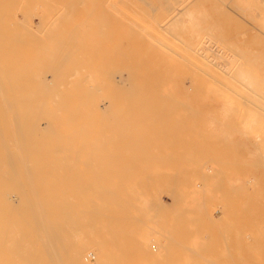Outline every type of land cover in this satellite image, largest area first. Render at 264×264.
I'll return each mask as SVG.
<instances>
[{"label":"rangeland","instance_id":"374dc122","mask_svg":"<svg viewBox=\"0 0 264 264\" xmlns=\"http://www.w3.org/2000/svg\"><path fill=\"white\" fill-rule=\"evenodd\" d=\"M123 1H126V2H123ZM152 1L153 0H104V2H103V0H0V76L3 77V74L5 73L4 77H3L5 79L4 83H2L3 78L2 77H1L2 79L0 78L1 79L0 80V91H1L0 92V98L4 97L3 99H8V98L13 97L15 99L16 98L15 95L18 98V95L21 94L22 91L26 90L27 86H29L33 82V80H34L33 78H32L33 79L32 81L27 79V81L29 80L28 82L26 81V78H25V81L23 82V79L26 76V74H25V71L27 69L26 67L32 66L33 58H35L33 55L34 52L36 53L39 51L40 55L41 54L45 55V53L49 54V52L53 53L56 51L58 52L60 50H64L65 52L67 51L66 53H68L69 50L71 51V49L75 48L76 53H78V54L81 53L79 56L80 57L82 56V58H83V60L81 59L82 61L78 58L79 57L78 54L75 55L76 53H73L78 58L77 59L74 56V59H76V61H75L71 57L73 55L72 51L68 53L69 55L71 54L70 56H68V54H66L64 51H60L59 53L63 54L62 55L63 57L61 56V60H60V58H58L56 62L53 60L54 63L56 64L55 66H58L57 70H59V74L58 75L56 74V76H55L56 78H54V76L52 75L53 74L52 71H51L52 73L47 72V71H46L47 73H45L47 75V77L49 78V79H47V81H49L52 76L54 78V81L52 78L49 81V83L47 82L48 84H46V87L44 85H41V87H40L39 86L40 82L39 83L36 82L37 84H39L38 85L39 87L36 88L35 86H37V85H36V83H34L32 85V89H35V88H36L35 90L39 89L38 91H41V94H42L41 97H44V92H45V90L47 91L48 87L49 88L55 87L56 90L59 88V86H58L59 81L57 83V80H58L57 77L64 76V77H62L63 80H65V79L70 80L71 78H75L72 80H76L78 77L76 75L78 70L81 69V71H82V69H83L84 71H82V72H85L86 74L83 73L84 75L80 76L79 75L80 71H79L78 75L80 77L84 78L85 80L78 77V80H76L75 83L72 82V80L69 81V82L73 83V86H71L70 84H72V83H69L68 81H65V83H64L62 81V79L60 78L61 79L60 81L64 84L61 85V82H60L59 85H61V87L59 89H61V90L58 89L59 91L57 90L58 92L57 91L56 92L57 93H59L60 91L62 92L64 88H65L64 91H66V87L68 86V88H69V85H70L69 89L72 90V94L68 88L67 89L69 90L70 93L68 94V91H67V97L65 96L66 92H62L63 94L65 93L64 95H62L60 93L62 98H64V96H65L66 100H68L70 98V96L73 95L74 91L78 93L80 90H82V89L84 90V88L79 89L81 86L84 87V84L81 85L82 84L81 83L80 84L81 86L79 85L80 86L79 87V86H77L79 84L78 82H80L82 80H83V82L86 80L88 82H89V80H93L92 84H90L89 86H88L87 81H86V83L84 82L85 86H87L84 91H86L87 94H86V92L85 93L79 92V93H81V94H78L79 96L76 95L77 93L76 94L74 93V94L77 97L82 98L84 96L83 95V93H84L86 98H87L86 101L89 104V106L91 107L90 108L86 105L89 109L93 110V107H95L94 110L97 112L99 108H102L103 111L99 110L100 112L101 111L103 112L101 114V116H100V114L98 116H96V114L98 112L96 113L95 111H93V114H95V116H96L95 118H97L101 121L98 122V121H96V119L94 117H91L93 115L91 113L92 111L90 113L88 112L90 115H88V113H87V115L90 116L91 119H90V117H87V115H86L87 110H86L85 104H81V103L79 104L78 103V105L75 104V105H77L76 107L74 106V104H72L73 106L71 105V108H72V111L74 109V112L71 113V109H69L70 117L72 116L71 117V120H72L71 125H74V123H76L78 118H81L80 116H82V118L84 119V117L81 113H80L81 115H79V113L78 114L76 113V111L81 112V108H83L84 114L86 115L85 120L87 121V118H89L90 122L89 123L85 122L86 124L84 125V123L79 120L81 123H83V124H81L78 121V124L80 123V128L82 127V129H84V131H85L86 127L90 128L93 125L92 130H91V128H90V130L87 129V131L88 130L91 131V134H89L90 136H85L86 131L85 132L83 131V133L80 132L81 133L80 139L82 137L84 139H87L89 137V139H88L89 142L86 141V145L88 148H87V151H85L84 153H81V155L79 154L80 152L76 153L73 151L72 153H75V159L72 157L73 154L69 153V156L66 159H67V161L71 159V163H69V161L67 162L66 159H65V161L67 163L65 161H60V162L64 163V165H66L65 168H63L64 165L62 166V164L60 162L59 163L61 166L59 164L55 165V170H61V173H64L62 171L66 170V168H68L67 169L68 178H69L70 182H72V183H69V185H71V186L73 185L79 189L78 190L79 192L72 193V197L70 199L72 202V211H74L76 208V206L74 205L76 203L75 200H77V204L82 202V203H84V205L86 207H88V208H86L88 210V211L86 210L88 213L85 211V208H83L84 213H87L85 215L84 232H82L83 235L87 239L92 240V242H97L102 237H105V234H106V236H108V234H109L108 231H107L108 234L103 233V229L105 227V224H103L104 226L102 225L103 227L102 226L100 228L97 227L98 231L96 230V226H100V223L102 224V222H100L102 216H104L103 221H105L106 217H111L110 218V220L112 219L111 223H112V221H116L115 223L113 222L112 224H114L115 227L120 226L118 228H121V229L124 228V230L126 232L129 231V227H130L129 225L133 224V222H130V221H135L134 224L135 225L137 224V225L133 227L134 229L131 228V230H134L132 234L135 237L139 238V240H140V241L138 240L139 244L141 242H146L145 244L143 243V245L147 244L146 246L149 249L148 252H146V253L140 250L143 253V255H142V253H140V251L135 250L133 247L134 245H132L137 241V239H136V241L134 240L135 242L133 241V239H135V237H133L132 234H127V233H129V232H127L126 233L127 235L123 234V236H122V235H119L122 232V230L114 228V229H116L115 235L117 238L122 237V238H124V240L128 241V242H126V241L124 242L121 240L123 243H125L123 246H125L127 243H128L127 245H129V243L131 242L130 245H132V247H133V250L129 254L130 261H129V263L126 262L125 264H131V263L132 264L133 263L134 264H136V263L140 264L141 259H142L141 264H144L145 261H143L142 257L146 254V257H148V259H151V257H152V259L154 260L155 258L153 256H151V255H154V253L156 254V255H154L155 257L158 254H161L163 256L165 255V257H163V256L161 257L162 259L160 258V255H158V257H156V258L157 259L159 258V260L155 259L154 264L158 261L162 262L161 260H164L163 263L165 262L167 264V262H168L167 260L169 257H172L171 259L169 258L170 264H173V263H177V264H203L202 260L205 261V259H203V258H207L206 262H205V264H206L207 260L211 259L212 257H214V259H216L217 263L215 261H214V263H212L213 260L212 261L208 260L209 264H218V262L220 264H223V263H225L224 259H226V258H229V260L226 259V261H229L228 263L226 262V264H229V263L235 264V262L237 264H264V55H261L258 52L260 44L264 43V28L260 24L264 20V14L261 13V11H259V9L256 7V0H185V1L184 0H182V1L181 0H179V1L178 0H154V2H152ZM245 1H246V3H245ZM121 2H122V4H121ZM258 3L259 4L261 3V5L264 9V6H263L264 0H258ZM180 4L181 5L185 4V7L183 8L184 5L181 6ZM210 6H213V8L210 9L209 8ZM124 12H125V16H123ZM174 15H175V17H174ZM126 17H128V19ZM178 17H179V19H178ZM121 18L124 20V24H123V21ZM131 18H133V19H131ZM115 19H116V21H115ZM129 19H131L133 21L131 22V20H129ZM139 19L142 20V22ZM171 19H173V20H171ZM135 20H136V22H134ZM114 21L117 23L115 24ZM119 21H120V23H119ZM126 21H127V24H125ZM97 22H99V23H97ZM128 23H130V24L128 25ZM133 25H135L136 28ZM136 25H138V26L142 25L141 26L142 28L137 27ZM198 25L200 27L199 30H197ZM54 26L56 27V29L54 28ZM132 26H133V28H132ZM123 27H124V29H123ZM62 28L64 29V31L66 29L67 30L65 32H63ZM103 28H105V29H103ZM125 28H127V30ZM128 28H129V30H131L132 33L128 32L127 34L132 35L134 32V31H132V29L133 30L137 29L134 33L139 32L138 34H140V37L138 36V34L133 35V36H135V38L133 36L127 35L128 37H131V38H129V40L130 39L131 40L130 41L127 40L125 42V39H128V38L126 36H125L126 38H123V37L125 35V32L129 31ZM130 28H132V29H130ZM240 28H243L245 31L243 29H242V31L246 32V33L241 32ZM22 29L23 30L25 29V31H24L25 33L24 32L22 33ZM26 29H29V31H26ZM78 29H79V33H78ZM98 29H103V31L102 30L100 31ZM33 30H36L38 32L33 31ZM61 30H62V32H59ZM72 30H74V31H72ZM95 30H98V33ZM118 30H120L121 34L117 33ZM20 32H21V34H20ZM26 32H30L29 34L31 35V37L27 38ZM57 32H59V33L57 34ZM74 32H75L76 36H74L75 35ZM95 32L97 34L102 32L103 35L108 33L109 41H106L107 43L105 44L104 40H106L108 38L107 37L105 39V37L107 35L105 37L103 36L104 38H102V35L100 34L101 37L99 40V38L95 36ZM109 32H113L111 34H113L114 35L113 38L116 37V39L118 36L120 37V35H121V37L123 39H122V41L119 40V42L123 43V45H126L127 43L131 42L130 45L128 44V48H127V45L125 47L122 46V48H123V50H124V48H126L128 50H130V48H131V51L133 48L134 49L132 51V54L134 53L133 58H132V56H129L130 54L128 51H126V49L124 51H122V48H121L120 50L122 51L121 54H123V52H124V54L126 52H128L129 55L126 53L127 58H128V56L132 58V60H129V58L127 59L128 62L129 61L131 62L130 64L132 66H130L129 64L127 65L128 62L125 60L126 58L124 60L122 59L123 56H125V55L123 54L121 56V60L123 62H125L124 64H126L127 67H129V66L131 67V68L130 67L129 68L131 69L132 72L130 70L128 71L129 68H127L125 65L123 66V64H121L122 61L120 60V58H118L120 53L119 54L116 53V54H118V57L114 58V56L116 55L115 54V55H113L112 58H110L112 56V54L114 53V51L117 48H120L122 44L120 43L121 45L119 46L118 41H117L118 44L113 42L114 40L112 38V35ZM33 33H35V34H33ZM37 33L40 34L42 39L40 38V36H38ZM61 33H62V35H64L63 33H66L64 35V37L66 39L65 38L63 39L62 35L58 36ZM29 34H28V36H29ZM48 34H50V35H48ZM15 35H18V36L21 35V37L25 35V37H22V38L17 37V36L15 37ZM32 35L33 36L35 35L33 40L37 41V39H38V41H39L38 43L35 41L32 42V39H31V38H33ZM85 35L87 37H89L90 39L88 38V40H87V37L85 39ZM73 36H74V38L75 37L78 38L77 40L74 39L75 42L72 39ZM119 37H118V39H119ZM43 38H45V39H43ZM48 38H50V39H48ZM53 38H58V39H60V41H57V40L55 41V39H53ZM51 39H52V41L53 40L55 41V42L53 41V43L55 45L53 43H50L49 40H51ZM83 39H85L86 41H83ZM136 39H138V40H136ZM189 39L191 40V42ZM61 40H62V42H63V40H65L64 45H65L66 41H68L67 42L68 44H69L70 40L73 41V43H72L73 46L71 44L69 45V47L71 49L68 48V50H67L66 47L68 46V44H67V46L65 45L66 47H64ZM79 40L83 41L84 44H85V42L87 43V45L85 44L86 46H84V47H86L87 51H84L85 49H83V47L81 46V44H83L82 42H80V45L77 46V44H79V43H77L76 41H79ZM132 40L134 41V43ZM135 40L138 41V43H136ZM71 41H70V43H71ZM96 41L98 43H96ZM99 41L103 42V44L100 43ZM43 42H44V44H43ZM112 42H113V46L111 45ZM60 43L62 45L59 46ZM186 43L188 45H186ZM199 43L202 44L201 47L199 46L200 45ZM33 44H35V45H33ZM46 44H48L47 45L48 48H46L47 46L45 47ZM57 44H58V46H57ZM114 44H116L117 48L115 47ZM132 44H133V47H132ZM193 44H194V46H193ZM196 44L200 47V49L198 48V46ZM51 45L54 46L55 48L57 47L58 50L54 51L55 48H53ZM74 45H76L77 47H75ZM184 45H186V46H184ZM31 46H32V48H31ZM34 46L39 47L38 49L36 48V50H38V51H35ZM79 46H81L82 48L78 49ZM107 46L109 48L111 47L110 51H112L111 50L112 48L114 50V47L116 49L114 51H112V53H111L110 51H108L109 49H107L108 48ZM49 47H51V49L53 48V51H50L51 49H49ZM193 47H194V49H193ZM89 49H90V51H89ZM98 49H101V51H103V53L100 50L98 51ZM190 49H192L191 51H193L192 54L190 53ZM77 50H79L80 52H78ZM92 50L94 53L92 52ZM194 50L197 52H195ZM8 52H9V54H8ZM14 52H15V55H14ZM16 52H18V54ZM98 52L100 54V57L96 58V56L99 55ZM189 53L191 55H193L192 57H195V54L199 53L198 57H200L199 58L200 60L198 59L197 55L193 61L190 60V58L192 59V57ZM193 53H195V54H193ZM26 54H27V57H26ZM92 54L93 55L95 54L96 56L94 55L92 57ZM102 54H105L104 55L105 57H103ZM109 54H110V56H109ZM31 55H33V57ZM37 55H38V53H37ZM51 55H53V54H51ZM17 56L19 57V59ZM20 56H21V58H20ZM29 56L31 58H28ZM205 56H206V58H204ZM16 57H17V59H16ZM101 57L104 58V61H101L102 60V59H100ZM25 58H27V61L25 60ZM105 58L108 60L110 58L111 61H112V59H114V61L116 60V62H117V59H119L121 61L120 64L122 65V67L118 66V65H120V64H118L119 61L117 62L118 65L114 64V66H113L112 64H109V65L113 66L114 68L111 66H106L108 64L107 63L108 60H106L107 64L105 63L106 65L104 64V66L106 67V71H108V72L103 73L102 71H104L105 69H104V66L102 65V63L105 62ZM134 58L137 60L134 61ZM1 59H3V60H1ZM197 59H198L197 62L202 61V63H203L200 70L198 69V71H197V65L195 67L196 70H195V68L193 69V67H192L195 65V60H197ZM201 59H203L205 61H203ZM19 60H20V62H19ZM51 60H52V58H51ZM69 60L72 61L70 63L71 65L68 64L70 62ZM7 61L12 66H10L8 63H6ZM111 61H110V63H111ZM26 62H28V64ZM73 62H78V64L79 63L82 64L83 62H86L85 64H86V66H88V69H90V70H87V72H86V69L83 68L85 64L84 65L82 64L83 65L82 67L80 64L74 65V67H75V69H74L71 67V66H73ZM190 62H192V63H190ZM193 62H194V64H193ZM59 63H60V65H59ZM112 63H114V62H112ZM7 64H8V66H7ZM74 64H77V63H74ZM175 64H176V66H175ZM179 64H180V66L177 67ZM61 65H64L65 67L67 66L66 67L67 69H68V66H70L72 68V69L69 68L70 70H72L70 73L71 74L70 78H69V74H68L69 69L66 70V68L61 66ZM170 65H171V67H170ZM23 66H26V67H23ZM60 66L63 67L64 70H66V71H62L63 70L62 68L60 70L59 69ZM174 66L177 68V70L174 68ZM77 67H80V68L77 70ZM97 67H99V69ZM116 67H117V69H120V68L123 69L124 68L122 71L118 70L119 72L118 71L117 72H118V75L122 74L124 77H126V79L124 78L123 80L127 81V83L123 82L122 78H120V76L116 75L117 74L116 72H115L116 74L113 75L114 74L113 69H116ZM37 68L39 69V66L36 67L35 69H37ZM96 69H97V71H96ZM100 69H102V71ZM18 70H20V71H18ZM39 70H41V68ZM76 70H77V72H76ZM193 70H195L196 72ZM99 71L101 72L100 74L103 73V74H105L106 77L109 76L108 74L112 73L110 75H112L113 77H110V81H109V82H111V84L109 82L104 83V81H106V79H101V75L98 73ZM60 72L62 74L64 72V75L61 76ZM74 72L76 73L75 74L76 76L73 75ZM193 72H195V74ZM56 73H58V71ZM6 74H7V76H6ZM17 74L19 77H20V74L21 75L24 74L23 78H22V76L20 77V78H22V82H23L22 84H20L21 82L18 83V80L21 81V79L19 77H16ZM49 74H51V75H49ZM103 74H102V77L106 78L105 76H103ZM90 75H91V77H88L86 79V77L90 76ZM5 76H6V78H5ZM83 76H85V77H83ZM10 78H11V80H9ZM79 78H80V80H79ZM89 78H91V79H89ZM93 78H95V79H93ZM173 78H174V81L175 80H178V81H175L176 82L175 83L173 81ZM36 79L37 78H35L34 81H39V79H37V80ZM161 79L162 80L165 79L167 81V84L164 83V84L168 85V87L166 85H164L167 88L162 86L163 83H160V81H162ZM170 79L173 81V83L172 82L169 83V81H171ZM107 80H108V78H107ZM165 80L162 82H166ZM52 81L53 82L56 81V82L53 84ZM26 82L27 83L30 82V83L27 84ZM115 82H117V83H115ZM122 82L125 84H122ZM13 83L15 84V86H13L14 85ZM67 83H68V85H67ZM89 83H91V82H89ZM94 83H96V84L98 83V86L101 87L102 90H101V88H98V86H93ZM103 83H104V85H103ZM114 83L115 84L119 83V84H118V86H116ZM4 84H6L7 87L9 86L10 89H9V87L6 88V86ZM107 84H108V86H107ZM112 84H113V87H112ZM159 84H161L160 87H159ZM19 85L21 86V88ZM51 85H53V86H51ZM54 85H57V86H54ZM64 85L65 86L67 85V86L65 87ZM100 85H103L106 89ZM114 85L116 87H114ZM30 86H29V88H30ZM71 87H72V89H71ZM76 87L79 90H77ZM96 87L99 89V91L101 90L100 91L101 93H103L104 91L106 93H108L109 96L107 94V96H108L107 98H109V99L108 100L105 99L104 101H103V99L101 100L102 97H101V94L98 93L99 92L98 91L97 93L100 94L101 98L97 99V101H96L94 99V97H96V96H93L96 93V92L94 93V90H95L94 88H96ZM123 88L128 89L127 90L128 92L123 90ZM131 88L132 89L133 88H136V89L139 88L140 90L139 89H138V91H136V89L134 91L132 90V92H134V93L136 91V93H135L136 95L135 94L133 95L131 90H129ZM194 88H197L198 92H196L197 90ZM19 89H21L22 91ZM55 89L50 88L48 90L55 92ZM113 89L115 90L114 92H116V93H113L111 91ZM177 89L179 90L178 92H177ZM180 89H182V90H180ZM108 90H110V91H108ZM157 90H159V91L156 92ZM190 90L194 93L190 92ZM2 91L7 93L8 98L5 97V95H4L5 93L3 94ZM14 91H16V92L13 94ZM20 91H21V93H20ZM105 92H104V94H105ZM110 92H111V94H114L115 96H117L116 94H118V92H120V94H123V95H119L121 97L127 94L126 95L127 97L126 96H125V98L122 97L121 101H120V98H118V97H116V98H118L119 100H117L116 98L112 100L113 97H110ZM137 92L140 93L139 96L137 95L138 94ZM153 92H154V96H153ZM168 92H170V95L172 94L171 97H170ZM179 92H181L180 95H178ZM165 93H167L169 98L166 97L165 99L162 98V100H160L159 98L165 97V95H166ZM176 93H178V94H176ZM195 93H198L197 97H194ZM10 94H11V96H10ZM161 94H162V96H161ZM163 94H165V95L163 96ZM182 94L184 97L182 96ZM49 95L52 96V93ZM68 95H69V97H68ZM75 95L72 96L73 99H74ZM47 96L48 95L46 94L45 97L47 98ZM128 96L133 97L134 99L133 98L127 99ZM136 96H137V98H139V101L137 100ZM158 96H159V98H158ZM19 97H20V95H19ZM172 97L175 99H172ZM181 97H183V98L181 99ZM192 97H194V98H192ZM51 98H53V96ZM177 98H178V100L181 99L180 102L186 101L185 105H184V102L178 103V101L176 100ZM21 99H18V100L22 101L24 98L22 100ZM75 99L78 100L79 98H75ZM125 99H127V100H125ZM168 99H169V101L170 100L171 101L168 102ZM106 100L109 101L110 103L112 102V105L116 104L117 106L120 103L124 104L125 101L126 102H128V101L134 102V100H135V102L134 103L132 102V104H130L128 102V105L130 104L131 106H133V108L131 106H129V107H124V109H122L123 106L121 107L119 105L122 109L121 110L120 107L115 108L111 104L109 106V102L106 104V102H107ZM114 100L117 101V102H115V104H113ZM150 100L152 101V103H150L151 102ZM155 100H156V103H157V101H160V102L163 101L164 102V100L167 101L168 103L167 102L166 103L158 102V103H160V106L158 105L159 110L155 109L157 111L156 112V111H153L152 109H149V108H152L151 105L153 104V102ZM175 100H176V104L178 106L180 105L179 107L177 105L175 106V104H174ZM191 100H192V105L190 104ZM92 101L97 102V103H98V101H100L99 102L100 104L97 105V103H93ZM101 101L105 102V103L103 104ZM118 101H119V104H117ZM187 101L189 102L190 105L188 104ZM72 102H74V101H72ZM76 102H74V103H76ZM172 102H174V103L171 104ZM23 103H24V101H23ZM23 103H20L17 106H19V107H20V105L25 106V104H23ZM65 103H70V99L68 102H64V103L61 102V105L59 102H57V103L53 102V103H44L43 106L48 105V104L49 105L52 104V106H54V107H58V106L62 107V105H64ZM135 103H137L136 106H134ZM56 104H59V105H56ZM70 104H68V105L65 104L64 109H65L66 105L68 108H70ZM146 104L150 105V107H147ZM30 105H32V104H30ZM79 105L82 107L80 108ZM182 105L185 107H183ZM138 106H139L140 110L138 109ZM156 106L154 103L155 108H156ZM196 106L198 108H196ZM106 107H109V108L113 107L111 110L109 109L110 113H109V110H106L107 114H111L112 110L114 109L112 112V115H109L110 117L108 115L107 116L104 115V111H105L104 108H106ZM182 107L185 109H183ZM160 108H162V109L164 108L165 110L167 108H174V109L169 110V112H167V114L169 113L172 116L171 115L170 116L169 115L162 116L163 114H165V110H163L164 113L163 112H162V114L160 113L159 116L155 115V114L153 115L152 112H155L157 114L158 112L162 111ZM178 108L180 110H178ZM186 108H188L189 110H186ZM190 108H192V109H190ZM119 109H120V113L116 112V110L119 111ZM148 109L151 111H149ZM197 109H198V111H197ZM131 110H133L134 112H132ZM193 110L196 113H194ZM147 111L150 112L151 114H148ZM166 111H168V110H166ZM183 111H184V113L187 111L186 114H183ZM74 113H75V115H77L76 117H75ZM181 113L183 115H181ZM196 114H197V116H196ZM78 115H79V117H78ZM126 115H127V117H125ZM112 116H114V117L112 118ZM134 116H136V117H134ZM154 116H155V118H154ZM178 116H179V118H178ZM194 116H196V117H194ZM56 117L58 118V116H55L54 121H57V120L60 121L61 120L60 118L56 119ZM98 117H100V118H98ZM140 117L143 119H140ZM192 117H193V119H192ZM74 118H77V119H74ZM82 118H81V120H82ZM92 118H94L95 120ZM112 119L114 122L116 120V122L114 123L112 121ZM120 120H123V121H120ZM129 120H130V122H129ZM103 121H104V123L102 124L101 122H103ZM112 122H113V124H112ZM163 122H165V123H163ZM133 123H135L134 124L135 127L133 126ZM196 123H197V125H196ZM96 124L97 125L99 124L98 128H97ZM204 124L206 127H204ZM71 125H70V127L71 128L73 127V130H74V126H71ZM137 125H139V126H137ZM195 125L197 127L200 126L199 127L200 130ZM76 126H77V123H76L75 127ZM105 126L107 128H105ZM193 126H195V127L193 128ZM129 127H131V130ZM64 128L65 127L63 125H60L58 130H57V133H56L57 137L56 136H53V137L54 138L66 137L67 134H66V130L64 131ZM77 128H79V127H77ZM93 128H95V129L97 128L98 132L96 130H93ZM191 129H192V132H191ZM75 130L73 132H75ZM89 131H88V133H90ZM134 131H137V133ZM165 131H166V134H163V133H165ZM60 132H62V134ZM92 132H94L95 134L93 133V135H92ZM105 133H107V134H105ZM113 133H115V134H113ZM121 133H123L124 135ZM139 133H140V135H139ZM159 133H161V135ZM187 133L190 135L192 134L193 136L192 135L190 136ZM211 133H212V135H211ZM108 134H109V136H107ZM120 134H121V136H119ZM99 135H101L103 137H101ZM105 135L107 136L106 139H105ZM113 135L115 138L113 137ZM136 135H138V138H136ZM173 135L175 136V139H172V137H174ZM94 136H95V138H94ZM96 136L99 137V138L97 137L98 140H96ZM163 136L165 138L168 136L169 137L168 140L170 139V137H171V139H170V141H168L166 139L168 141V143H166L164 138L160 141L158 140V143L160 146V148H158V145L155 146L156 143H154L153 141H155L156 138L160 139ZM100 137L103 139H100ZM108 137L110 139H107ZM149 137H151L150 140L152 142L150 140H148ZM132 138L134 140V143H133V140H131ZM154 138H155V140H154ZM115 139H116V142L114 143ZM118 139L120 140V142ZM70 140H71V138H70ZM73 140H74V137H73ZM73 140L71 141L72 143L74 142ZM136 140H138V141H136ZM145 140H148V142ZM171 140H173V141L175 140L174 142H172L173 144L171 143ZM191 140H192V142H195V140H197V142H196L197 147L195 146V148L199 149L198 147H200V149H201V150L199 149L200 153L198 150H196L194 147H192L196 143L193 144L191 142ZM107 141L110 142V144ZM122 141L124 143H122ZM169 142L171 143V146H173V145H175V146H173L172 148H170L171 147L170 146L169 147L170 149L169 148L168 149L172 150L174 148L176 150L175 152L170 153L169 150H167V149H166L168 151L167 153L163 152V151H165V148H167L169 146ZM189 142H190L191 146L188 145ZM72 143H70V145L72 146V150H73L75 144L73 143V145H72ZM89 143H91V144H89ZM112 143H114V144H112ZM160 143H161V145H160ZM107 145L109 146V148L106 147ZM146 145H147V148H146ZM188 147H189V149H188ZM151 148H154L152 150L153 152L148 150ZM157 148L161 149V151L158 154H155L154 151L157 150ZM193 148L195 149V152L194 151L192 152ZM109 149H110V151H109ZM141 149L142 150L145 149L148 152H146L145 150H143L144 152H142ZM100 150H102V151H100ZM182 150H184V153H185L184 155H183ZM196 151L198 152V154ZM141 153L144 155V158L142 157L143 155ZM152 153H154V154H152ZM177 153H179V155H177ZM195 153H196V155H195ZM47 154H49V153H47ZM83 154H85V155H83ZM82 155L85 157H83ZM123 155H124V157H122ZM156 155H157V157H155ZM163 155L164 156L166 155V156L164 157ZM180 155H183V156H181L182 158L180 157ZM79 156L83 157V159H85V160L84 161L82 159L80 160ZM168 156H170V157H168ZM45 157H48V155L44 156V159H45ZM76 157L78 160L76 159ZM154 157L156 159H151ZM176 157L178 158V160ZM160 158L162 160L164 158V160L162 161V160H160ZM171 159H172V162L173 161L174 162L179 161V163H181V165L180 164L178 165V162H175L176 165H175V163H171ZM180 159H183V160H180ZM188 159H190V163H188L189 162ZM156 160H157V162H156ZM159 160H160V162H159ZM187 160H188V162H187ZM191 160H192V162H191ZM197 160H198V162H197ZM19 162H20L19 163L20 166H22L20 160H19ZM72 162L76 163V164H74L75 166L72 165L73 164ZM82 163H83V167L81 166ZM169 164H171V165H169ZM198 164H199V167H198ZM208 165H209V167H208ZM20 166H18V170L16 173L17 175H18V171H20V169H19ZM58 166H60V167H58ZM80 167H82V168H80ZM184 167L188 170H186ZM86 168L88 169L89 172L86 170ZM181 168H183V170H181ZM71 169L73 170V172ZM178 169H180L181 173L178 171ZM195 169L199 170V172L198 171L195 172L196 171ZM176 170L179 172L178 173L179 177L175 173ZM191 171H193V173ZM80 172H81L82 176L80 175ZM90 172L93 173V175ZM114 173H115V175H114ZM168 173H169V175H168ZM170 173L175 174L176 176H174V175L173 176L175 178L177 177L178 180L175 179ZM199 173H200V175H199ZM154 174H156V179H154L155 177H152V175L154 176ZM160 174H161V176H160ZM204 174H206V175H204ZM193 175L194 176L196 175V176L194 177ZM19 176H18V178H20ZM167 176L168 177L170 176L171 181H168L169 179H167L168 178ZM93 177H94V179L96 178L100 182H98L97 180L93 181L92 180ZM161 177H162V180H161ZM171 177H173L174 179L173 178L171 179ZM186 177L190 178V179H184ZM82 178H84V179H82ZM140 178H144L146 181L141 179L142 181L140 182ZM164 178H166V179L164 180ZM192 178H193V180H192ZM115 179H116V181H115ZM158 179L161 180L162 182L159 181ZM172 180H176L177 183H179V181L185 180L186 181L185 183L188 185L189 188L185 186L186 184L183 185L184 181L181 182L182 185L180 183H179V185L178 184L175 185V182ZM187 180L188 181L192 180L191 182L193 184H189L190 181L188 182ZM117 181H119V182L117 183ZM87 182H89V183L87 184ZM139 182L141 184H139ZM145 182H147V183H145ZM173 182H174V184H173ZM194 182H197V183H194ZM163 183H164V185L162 187ZM89 184L92 186L89 187ZM143 184L144 185L146 184L145 185L146 187H143L144 186ZM150 184H151V186H150ZM140 185H142L141 186L142 188H140ZM166 185H168V186H166ZM92 187L94 189V192H90V191H93L91 189ZM167 187L169 189H167ZM159 188H160V190L163 188L162 191H160ZM176 188H178V189L175 190ZM180 188H181V190H180ZM142 189H143V191H141ZM111 190H114V192ZM115 190H117V191H115ZM144 190L145 191L148 190L147 194H146V192L144 193ZM105 191L108 192L109 194L107 193V195H106ZM3 192L4 191H2V194L0 193L1 196L7 194V192L6 193L5 192L3 193ZM185 192H187V193H185ZM91 193H92V195H91ZM140 193H142V194H140ZM170 193H172V194H170ZM74 194H77L80 196L77 197V195H75V197H74ZM103 194H104V196H103ZM175 194L178 195V197L182 196L181 198H183V196L185 195V198H184L185 202H183L184 200L182 199L183 200L182 201L180 197H179L180 201L173 199V198H176ZM186 194H188L189 196ZM120 195L122 197H120ZM171 195H174V196L171 197ZM100 196H102V197H100ZM134 196L137 199L132 198ZM156 196H157V198H155ZM187 196L189 197L190 200H188ZM87 197H89V198L87 199ZM123 197H125V199ZM151 197H153L151 199L152 201H154L156 199L157 202L161 203V205H158L160 203H158V204L155 203L156 201H154L153 203L150 202V203H152V205H151L148 201ZM72 198H73V200H72ZM98 198L101 200H99ZM138 198L140 201H138ZM171 198H172V200H171ZM83 199H85V201ZM158 199H160V200H158ZM79 200L81 202H78ZM98 201H100V202L97 203ZM102 201L103 202L105 201V203H103ZM133 201H137L136 204L137 205L139 204V207L141 208L140 210L142 213L147 212L144 215H145V219L149 220V221H147V222L145 221L146 222L145 223L144 222V215L142 216L141 212H135L137 210L139 211V207L133 206V205H136V204H134ZM187 201H188V203H187ZM176 202H177V204H176ZM180 202L181 203L183 202L184 204L183 203L181 204ZM99 204H102L104 206L105 210H106V208H108L106 210L107 213H109L108 211H109V209H111L112 210V212L110 211V213H112L111 216L109 215L110 213L106 216V214H104L105 210L103 209V206L101 208V205L99 206ZM104 204H106V206ZM112 204L114 205V207L109 208V207H111ZM155 204H156V206L154 207ZM168 204H172V205L169 206ZM197 204H199V205H197ZM159 206H160V208H159ZM204 206H206V209ZM143 207H145V208H143ZM156 207H158V208H156ZM175 207L177 209L179 207V209L176 210ZM118 208H120V210L122 209V211L119 212L120 210ZM155 208L158 209V211H154ZM149 209H151V210L153 209V211H151ZM161 209H163V210H161ZM180 209L183 212H181ZM189 209H191V210L194 209L195 211H191ZM81 210H82V208L80 206V211ZM143 210H145V211L143 212ZM101 211L104 213L101 214ZM170 211H172V212H170ZM177 211H180V212H177ZM188 211H190V212H188ZM134 212L137 214V216L135 215ZM153 212L154 213L159 212V213H157L155 215ZM161 212H163L162 213L163 215L161 214ZM96 213H97V216L94 215ZM98 213H100L101 215ZM120 213L122 215L124 213L125 218H124V216H120V218H119ZM196 213L198 215H196ZM149 214H150V216H149ZM181 214L182 215L184 214V216H182ZM178 215H179L181 221L179 220ZM89 216L91 219L93 218V220H92L93 224H91L92 222H91V219L89 218ZM200 216H201V218H200ZM99 217H100V219H99ZM140 217H143V219ZM160 217H162V218H160ZM204 217H206V218H204ZM87 218L90 220V222ZM114 218H115V220H114ZM190 218H192L193 221ZM199 218L202 220H200ZM117 219L119 220V222L117 221ZM184 219H185V221H183ZM187 219H190V221H188ZM196 219H197V221H196ZM205 219L207 221H205ZM122 220L125 222H123ZM95 221L98 223L96 224ZM141 221H143L144 223ZM154 221L159 222V224L157 223V225L160 227V229H164L166 231V228H167L166 232H169L170 235L166 232H162L164 230L160 231L159 227L157 225H155ZM169 221H171V222H169ZM136 222L141 223L142 227L140 226V224L138 225V223H136ZM94 223L96 224V226ZM117 223L118 224L122 223V224L118 225ZM126 223H128L127 226H126ZM162 223H164V225L161 226ZM169 223L173 224L172 228L170 226H168V225H171ZM176 224L177 225L179 224V226H177ZM91 225H93L95 227L94 228L95 232L93 231V226H91ZM122 225H123V228L121 227ZM124 225L126 226V228L124 227ZM196 225H197V228H196ZM173 226H174V228H173ZM186 226L189 228H186ZM194 226H195V231H193L194 229H192ZM127 227H128V229H127ZM170 228L173 229L176 233L178 231H181V232L176 238H174L175 236L173 234H175V232L173 230H171V232L173 231L171 234L169 231ZM177 228H178V231H176ZM105 229L107 230V227ZM180 229H182L183 231ZM186 229H188V230H186ZM119 230H120V233H119ZM216 230H217V232H216ZM96 231L99 232L100 234L103 233L102 236H100V234L97 233ZM135 231H137L139 233H137ZM154 231H156V233ZM184 231H185L184 234L185 235L187 234L185 236L187 238H185V237L183 238L182 236H180V235H183ZM198 231H199V233H198ZM205 231L207 233H205ZM209 231H211L210 234H212V236H210V234H209L210 237L207 235ZM110 232H112V226H111ZM157 232L158 233L160 232L161 235L158 234ZM214 233L218 236H215ZM96 234H99L98 235L99 238H98V236H96V238H95ZM117 234H118V236H117ZM205 234L207 235V237H209L210 241L207 237L204 238V236H206ZM150 235H151L152 239L150 238ZM165 235H166V238L168 237V235H169V237L171 235H173L174 237H172V239L169 237L167 239H165ZM175 235H177V234H175ZM213 235H214V237H216L215 239L211 238V237H213ZM223 235H224V238L222 241L221 237H223ZM131 236L133 239L131 238ZM145 236L146 237L148 236V238H146ZM179 236L181 238H179ZM160 237L164 241L161 242L162 239L160 240ZM122 238H119V239H122ZM173 238H174V242H176L175 241L176 239H177V242H180V241H178V238H179V240L182 241L181 243L184 244V249H186L185 248L186 243H187V245L189 244V246L192 245L193 247L190 246L189 250H183V245L182 244L179 245L177 243L182 248L177 247V249H176L175 247L177 245L174 242H173L174 245L172 244V246L169 247L168 244L170 245V242H171L170 240H173ZM182 238L186 239V240H182ZM217 239H219L218 241L220 242V244L216 243L217 245L215 244V246H214L213 244L215 243V240L217 242ZM167 240H169V241L166 244L165 242ZM189 240H190V242H189ZM149 241H152V242L149 244ZM184 241L186 243H183ZM204 241H207V243L211 242L212 245L209 243H208L209 244L208 245V244L204 243ZM153 242L155 245L153 244ZM156 243H157V245H156ZM159 243L160 244L162 243L160 245L161 247H162L163 243H165L166 245H164V246L169 247V250H171V253L168 250V248H166V247H162V248L160 247L158 250H156L155 247L156 246L159 247ZM223 243L225 244V247H223L224 246ZM204 244L206 245V251H204L205 249L203 248L204 249L203 250L204 252H203L201 250H202V247ZM210 245H211V247H209ZM153 246H155V247H153ZM151 247H152V250H154V251L150 250ZM186 247H188V246H186ZM213 247H214L215 251H213L214 250ZM172 248H174L175 250L173 249V251H172ZM191 249H192V252H191ZM155 250H156V252H155ZM182 250L186 251L185 253L188 255H186V254L181 255L183 253ZM194 250H196V251H194ZM198 250H199V252H198ZM115 251L117 254H120L121 252H123L120 255H123V256L126 255L125 254L126 252L124 253V250L122 251L121 246H120V248H117ZM134 251H135V254H133ZM149 251H151V252H149ZM167 251L170 254H168ZM162 252H163V254H162ZM176 252H177V254L179 253V259L181 258L180 260L178 259L179 263L177 262L178 261L177 258L176 259L174 258V257H178L177 255L175 256ZM221 252H224L227 255L226 258H224L225 254L223 256V254ZM199 254H201L202 256H200ZM92 255L93 254L87 255V258L85 259V261L87 260L88 262L91 261L90 263H94L95 258H93L94 256H92ZM207 255L210 257L212 256V257L211 258L207 257ZM238 255H239V258L241 257V259H243V260L245 258V260L243 262L240 259H238V261L240 260V262L236 261L237 259L235 257H237ZM181 256H183V257H181ZM216 256H218V260H217V258H215ZM219 256H223V257H219ZM200 257H203V258H200ZM173 259H174V261H176V260L177 261L173 262ZM138 260H139V262H138ZM145 260H147V258H145ZM134 261H136V262H134ZM148 261L149 260H147V264H149V262L150 263L153 262L151 260L149 262ZM192 261H195V262L193 263ZM118 264H122V263H118ZM158 264H160V263L158 262Z\"/></svg>","mask_w":264,"mask_h":264},{"label":"bare ground","instance_id":"6f19581e","mask_svg":"<svg viewBox=\"0 0 264 264\" xmlns=\"http://www.w3.org/2000/svg\"><path fill=\"white\" fill-rule=\"evenodd\" d=\"M179 1V0H178ZM182 1V0H181ZM180 1V2H181ZM185 1V0H184ZM103 2H104V0H103ZM123 2H126V1H123ZM146 2V1H145ZM152 2H154V0L152 1ZM158 2V1H157ZM177 2V1H176ZM175 3V2H174ZM173 3V4H174ZM245 3H246V1H245ZM105 4V3H104ZM121 4H122V2H121ZM139 4V3H138ZM125 5V4H124ZM128 5V4H127ZM181 5V4H180ZM184 5V6H183ZM161 6V5H160ZM176 6V5H175ZM181 6H183V8L185 7V4H182ZM264 6V5H263ZM172 7V6H171ZM256 7L259 9V11H261V13H263L264 14V9H263V7H262V5H261V3L259 4L258 3V0H256ZM255 7V8H256ZM210 9H212L213 8V6H210L209 7ZM208 8V9H209ZM182 9V8H181ZM186 9V8H185ZM209 9V10H210ZM131 10V9H130ZM120 11V10H119ZM179 11V10H178ZM179 13V12H178ZM124 15L123 16H125V12L123 13ZM128 14V13H127ZM177 15V14H176ZM127 16V15H126ZM129 16V15H128ZM179 16V15H178ZM144 17V16H143ZM174 17H175V15H174ZM180 17V16H179ZM179 17H178V19H179ZM127 19H128V17H126ZM130 18V17H129ZM122 19V18H121ZM131 19H133V18H131ZM131 19H129V20H131ZM138 19V18H137ZM140 20V19H139ZM171 20H173V19H171ZM115 21H116V19H115ZM114 21V22H115ZM122 21H123V24H124V20L122 19ZM133 20H131V22H132ZM141 22H142V20H140ZM175 21V20H174ZM177 21V20H176ZM134 22H136V20L134 21ZM138 22V21H137ZM97 23H99V22H97ZM117 22H115V24H116ZM119 23H120V21H119ZM139 23V22H138ZM167 23V22H166ZM169 23V22H168ZM125 24H127V21H126V23ZM130 23H128V25H129ZM137 24V23H136ZM141 24V23H140ZM139 24V25H140ZM171 24V23H170ZM262 26H263V28H264V20L262 21V23H260ZM196 25V24H195ZM124 26V25H123ZM131 26V25H130ZM134 27H135V25H133ZM133 26H132V28H133ZM137 27H141V26H138V25H136ZM47 27V26H46ZM197 27V26H196ZM44 28V27H43ZM52 28V27H51ZM54 28L56 29V27L54 26ZM53 28V29H54ZM132 28H130V29H132ZM136 28V27H135ZM142 28V27H141ZM199 25H198V29L197 30H199ZM60 29V28H59ZM58 29V30H59ZM103 29H105V28H103ZM103 29H98V30H102L103 31ZM120 29V28H119ZM123 29H124V27H123ZM126 30H127V28H125ZM241 30V32H243L242 31V29L243 28H240ZM37 30V29H36ZM36 30H33V31H36ZM62 30H63V32H65L64 31V29L62 28ZM62 30L61 31H59V32H62ZM98 30H95V31H97V33H98ZM110 30V29H109ZM117 30V29H116ZM121 30V29H120ZM120 30H118L117 31V33L119 34L120 33ZM128 30H129V28H128ZM137 30V29H136ZM136 30H133L132 29V31H136ZM192 30V29H191ZM196 30V29H195ZM244 30V29H243ZM25 31V29L23 30L22 29V33ZM26 31H29V29H26ZM72 31H74V30H72ZM125 31V30H124ZM245 31V30H244ZM36 32H38V31H36ZM59 32H57V34L59 33ZM128 32H131V30H129V31H126L125 32V35H124V37L123 38H128V39H125V42L127 41V40H129V38H131V37H128V36H133V35H137L139 32H137V33H134L133 32V34L131 35H129V34H127ZM248 32V31H247ZM25 33V32H24ZM30 32H26V35H27V38H29V37H31V35L29 34ZM78 33H79V29H78ZM96 32H95V36L96 37H98L99 38V40H100V37H101V35H102V38H104L106 35V37H105V39L106 40H104L105 41V44L107 43L106 41H109V36H108V33L107 34H104L103 35V33L101 32V33H99V34H97ZM110 34L111 33H113V32H109ZM132 33V32H131ZM243 33H246V32H243ZM18 34V33H17ZM20 34H21V32H20ZM28 34H29V36H28ZM32 34V33H31ZM33 34H35V33H33ZM38 34V33H37ZM64 35L66 34V33H63ZM74 34H75V32H74ZM83 34V33H82ZM81 34V35H82ZM101 34V35H100ZM121 34V33H120ZM197 34V33H196ZM42 35V34H41ZM48 35H50V34H48ZM60 35H62V33L61 34H59L58 36H60ZM64 35H62V37H63V39L65 38L64 37ZM112 35V38L114 37V35L113 34H111ZM128 35V36H127ZM20 37V38H22V37H25V35L24 36H22L21 37V35L20 36H18V35H15V37ZM33 36V35H32ZM35 36V35H34ZM34 36H33V38H31L32 39V42L33 41H35V40H33L34 39ZM38 36H40V34H38ZM44 36V35H43ZM74 36H76V34L74 35ZM74 36H73V41H74V39L75 40H77L78 38H74ZM104 36V37H103ZM117 36V35H116ZM123 36V35H122ZM126 36V37H125ZM138 36L140 37V34H138ZM47 37V36H46ZM45 37V38H46ZM54 37V36H53ZM79 37V36H78ZM86 35H85V39H86ZM119 37V36H118ZM118 37H117V39H116V37L115 38H113V42H115V43H117V41H118V43H119V46L121 45V47L120 48H117L116 47V44H114L115 45V47L117 48H115L114 47V50H113V48L111 49L112 51H114V53L112 54V56L110 57V58H112L113 57V55H115L116 53H120V55H119V57H118V54H116L115 56H114V58H116V57H118V58H120V60H121V56L124 54V52H123V54H121L122 53V51H124L126 48H124V50H123V48H122V46L123 47H125L126 45H127V48H128V44L130 45L131 44V42L130 43H127L126 45H123V43H121V42H119V40L120 41H122V37H121V35H120V37H119V39H118ZM134 38H135V36H133ZM40 38H41V36H40ZM45 38H43V39H45ZM61 38V37H60ZM88 38L89 37H87V40H88ZM95 38V37H94ZM101 38V39H102ZM137 38V37H136ZM215 38V37H214ZM42 39V38H41ZM40 39V40H41ZM48 39H50V38H48ZM53 39H55V41L57 40V41H60V39H58V38H53ZM66 39V38H65ZM85 39H83V41H86ZM90 39V38H89ZM116 39V40H115ZM139 39V38H138ZM138 39H136V40H138ZM192 39V38H191ZM194 39V38H193ZM69 40V39H68ZM131 40V39H130ZM129 40V41H130ZM135 40V42L136 43H138V41H136ZM190 40V39H189ZM50 41V43H53V41H52V39L51 40H49ZM52 41V42H51ZM54 41V42H55ZM71 41V40H70ZM70 41H69V44L67 43L68 41H66V43H65V45L67 46V44H68V46L66 47L65 45H64V42H65V40H63V42H62V40H61V42L63 43V45H64V47H66V49L68 50V48L69 49H71L70 47H69V45L71 44L72 45V43H73V41H71V43H70ZM83 41H81V40H79V41H76L77 43H79V44H77V46L78 45H80V42H82L83 44H84V42ZM95 41V40H94ZM133 41V40H132ZM35 42H39L38 41V39H37V41H35ZM75 42V41H74ZM100 42V41H99ZM113 42L111 43V45L113 46ZM190 42H191V40H190ZM41 43V42H40ZM96 43H98L97 41H96ZM95 43V44H96ZM100 43H102L103 44V42H100ZM117 43V44H118ZM121 43V44H120ZM133 43H134V41H133ZM135 43V44H136ZM43 44H44V42H43ZM54 44V43H53ZM83 44H81V46L83 47V49H85L84 51H87L86 50V47H84V46H86L87 45V43L85 42V44L83 45ZM94 44V45H95ZM101 44V45H102ZM200 44V43H199ZM31 45V44H30ZM33 45H35V44H33ZM48 44H46L45 45V47L47 46ZM55 45V44H54ZM60 45H62L61 43L59 44V46ZM108 45V44H107ZM186 45H188L187 43H186ZM186 45H184V46H186ZM197 45V44H196ZM201 45L202 44H200L199 46L201 47ZM259 45V44H258ZM50 46V45H49ZM52 46V45H51ZM57 46H58V44H57ZM73 46V45H72ZM75 47H77L76 45H74ZM81 46H79L78 47V49L79 48H82ZM106 46V45H105ZM190 46V45H189ZM193 46H194V44H193ZM198 46V45H197ZM198 46V48L200 49V47ZM35 47V51H38V50H36V48L38 49L39 47H36V46H34ZM53 48H55L54 46H52ZM96 47V46H95ZM108 47V46H107ZM132 47H133V44H132ZM31 48H32V46H31ZM46 48H48V46L46 47ZM45 48V49H46ZM53 48L51 49V47H49V49H51L50 51H53ZM90 48V47H89ZM97 48V47H96ZM100 48V47H99ZM111 48V47H110ZM110 48L108 47L107 49H109L108 51H110ZM122 48V51L120 50ZM130 48V47H129ZM187 48V47H186ZM189 48V47H188ZM74 49V50H73ZM73 49H71V51H72V54L73 53H76L75 52V48H73ZM82 49V50H83ZM193 49H194V47H193ZM55 50H58L57 49V47L54 49V51ZM101 51V49H98V51ZM134 49L132 48V51H133ZM192 49H190V53L192 54V52L193 51H191ZM31 51V50H30ZM60 51H64V50H60ZM60 51H56V52H53V53H50L49 52V54H47V53H45V55H43V54H39V51L38 52H34L33 53V55H34V57L35 58H33V62H32V66L31 67H26V66H23V67H26L27 69H26V71H25V74H26V76L24 77V79H23V82L25 81V78H26V81H27V79H29L30 81H32L33 79L35 80V78H37V79H39V81H34L33 80V82L29 85L30 86V88H29V86H27V89L26 90H24V91H22L21 89H19V90H21L22 91V93H21V91H20V93L21 94H19L20 95V97H19V95H18V98H17V96L15 95V97L17 98H8L7 97V93L6 92H3L2 91V93L5 95V97L6 98H8V99H3L4 97H2V98H0V193L2 194V191H4L5 193L7 192V194L6 195H3V196H1L0 195V264H118V263H122V264H125L126 262H128L129 263V261H130V256H129V254H130V252L133 250V247H134V249L135 250H137V251H143V252H148V248H147V244L146 245H143V243L145 244L146 242H141L140 244H139V238H137V237H135L132 233H133V231L134 230H131V228H133L134 226H136L135 224H134V222L135 221H130V222H133V224H130L129 226V231H127V232H129V233H127L125 230H124V228H123V225L121 226L123 229H121V228H118V227H120V226H118V227H115V225L114 224H112L113 222L115 223L116 221H112V223H111V220H110V218L111 217H106L109 213H110V211L112 212V210L111 209H109V213H107L106 212V210L108 209V208H106V210L104 209V206L102 205V204H99V206L101 205V208H102V206H103V209L105 210L104 212H102L101 211V214L102 213H104V214H106V218H105V221H103L104 220V216H102L101 217V221L100 222H102V224L100 223V226H96V224L98 223V222H96V224H95V226H96V230H97V227H101L103 224H105V227H104V229L107 227V230L105 229H103V233H107V231L109 232V234H108V236H106V234H105V237H100L101 239L100 240H98L97 242H92V240H90V239H87L84 235H83V233L82 232H84V222H85V215L88 213L87 211V209L86 208H88V207H86L85 205H84V203H82L80 200L78 201V202H81V203H78L77 204V200H75L76 201V203L74 204L75 206H76V208H75V210L74 211H72V202H71V197H72V193H75V192H79L78 190V188L77 187H75V186H71V185H69V183H72V182H70V180H69V178H68V171H67V169L68 168H66V170H64V171H62V172H64V173H61V170H55V165H57V164H59L60 165V163L62 164V166L64 165V163H62V162H60V161H65V159L69 156V153H72L73 151L74 152H80L79 154L81 155V153H84L85 151H87V145H86V141L87 142H89L88 141V139H89V137L87 138V139H84L82 136V138L80 139V135H81V133L80 132H82L83 133V131H84V129H82V127L80 128V121H82L83 123H84V125L88 122H90V119H91V117H96V116H98L99 114H100V116H101V114L103 113L102 111V108H99L98 109V113L94 110V108L95 107H93V110L92 109H89L88 107H90L89 106V104L87 103V98H86V96H85V92L86 91H84L85 90V88L87 87V86H85V83H86V81H84L83 82V80L82 79H84V78H82V77H80L81 75H84L83 73H85V72H82V71H84L83 69H82V71H81V69H79L80 67H77V70H78V72L80 71V76L78 75V72H77V70H76V72H77V74L74 72L73 73V75H77L78 77H80V78H82L81 80L82 81H80V82H78L79 84L77 85V86H79L81 83V85H83L84 84V87L83 86H79L80 88L79 89H82V88H84V90L82 89V90H80L79 92H84L83 93V95L85 96H83L82 98L81 97H77L76 95H78V94H81V93H77V92H73V95H75L76 93V95H75V97H74V99L72 98V96L73 95H71L70 96V103L72 102V101H74V102H76V103H74V102H72L71 104L70 103H65V104H70V108H68L67 107V105L65 106V109H64V105H62V107H60V106H58V107H54V106H52V104H48V105H45V106H43V104L44 103H53V102H55V103H57V102H59L60 103V105H61V102H68L69 101V99L68 100H66V98H65V96L67 97V91H68V94L71 92V94H72V90H70L69 88H70V85L71 86H73V83L72 82H76V80H78V77H77V79L76 80H72V79H75V78H71L70 80L68 79H65V80H63L62 79V77H64V76H62V75H64V72H63V74L61 73L62 71H66V70H68L69 68H74L75 69V67H74V65H79L78 64V62H73V66H68V69L64 66V65H61V66H63V67H65L66 68V70H64V68L63 67H59V69L61 70V68L63 69L61 72H60V75L62 76V77H57V83H58V81H59V83L61 82L60 80L62 79V81L65 83V81H71L72 80V82H69V83H72V84H70L69 85V88H68V83H67V87H66V91H64L65 90V88L63 89V91L62 92H66V94H65V96H64V98H62V96H61V94L62 95H64L61 91L59 92V93H57L59 90H61V89H59L60 87H61V85H63L64 83H62L61 82V85H59V83H58V86H59V90L57 91L56 89H55V87H53L54 89H55V92L54 91H49L48 89H53L52 87H48L47 88V91L45 90V92H44V97H45V95L47 94L48 96H47V98L45 97H41V91H38V90H35L36 88H38L39 86L41 87V85H44L45 87H46V84H48L49 83V81L53 78V76H54V78H56L55 76H56V74L58 75L59 74V70H57L58 69V66H55L56 64L54 63V61L56 62L57 61V59L58 58H60V60H61V56L63 55V54H61V53H59ZM70 50L68 51V53L69 52H71ZM74 51V52H73ZM78 52H80L79 50H77ZM89 51H90V49H89ZM112 51H110L111 53H112ZM118 51V52H117ZM126 51H128L129 52V54H128V52H126L129 56H132V58H133V56H134V53L132 54V51H131V48H130V50H128V49H126ZM186 51V50H185ZM195 51V50H194ZM210 51V50H209ZM65 52V51H64ZM67 52V51H66ZM65 52V53H66ZM92 52H93V50H92ZM102 53H103V51H101ZM195 52H197V51H195ZM211 52V51H210ZM258 52L261 54V55H264V43H262V44H260V47H259V49H258ZM17 54H18V52H16ZM37 53H38V55H37ZM43 53V52H42ZM68 53H66V54H68ZM94 53V52H93ZM109 53V52H108ZM126 53L124 54L125 56H123V60L125 59L127 62H128V58H129V60H132V58L131 57H129L128 56V58H127V55H126ZM189 53V54H190ZM200 53V52H199ZM199 53H197V54H195V53H193V54H195V57H196V55H197V57H198V55H199ZM204 53V52H203ZM8 54H9V52H8ZM13 54V53H12ZM51 54H53V55H51ZM65 54V55H66ZM78 53H76L75 55H77ZM81 54V53H80ZM80 54H78V56L80 55ZM98 54H99V52H98ZM132 54V55H131ZM187 54V53H186ZM190 54V55H191ZM210 54V53H209ZM14 55H15V52H14ZM33 55H31L32 57H33ZM71 55V54H70ZM69 54H68V56H70ZM74 54L71 56L73 59H74V56H75ZM95 55V54H94ZM93 54H92V57L94 56ZM103 55V57H105L104 55L105 54H102ZM188 55V54H187ZM205 55V54H204ZM38 56V57H37ZM67 56V55H66ZM96 56V55H95ZM109 56H110V54H109ZM193 55H191V57H192ZM201 56V55H200ZM14 57V56H13ZM18 57V56H17ZM17 57H16V59H17ZM26 57H27V54H26ZM63 57V56H62ZM98 57H100V54L98 55V56H96V58H98ZM189 57V56H188ZM195 57H192V59L190 58V60H194V58ZM20 58H21V56H20ZM23 58V57H22ZM28 58H31L30 56L28 57ZM51 58H52V60H51ZM56 58V59H55ZM75 58H77L76 56H75ZM80 60L82 59L83 60V58H82V56L80 57H78ZM77 58V59H78ZM110 58H109V60H110ZM131 58V59H130ZM200 57H198V59H199ZM202 58V57H201ZM204 58H206V56L204 57ZM203 58V59H204ZM15 59V60H16ZM18 59H19V57H18ZM94 59V58H93ZM100 59H102L101 61H104V58H100ZM198 59L197 60H195V65L194 66H192L193 67V69L196 67V65H197V71H198V69L200 70V68H201V66L203 65V63H202V61H199V62H197L198 61ZM203 59H201V60H203ZM1 60H3V59H1ZM25 60L27 61V58H25ZM31 60V59H30ZM54 60V61H53ZM75 61H76V59H74ZM79 60V61H80ZM81 60V61H82ZM98 60V59H97ZM106 60H108V59H106L105 58V62L104 63H102V65L104 66V64L107 62ZM108 60V64L106 65V66H111V65H109V64H112L113 66H114V64L115 65H118V64H120L121 63V61L119 60V59H117V62H118V64H117V62H116V60L114 61V59H112V61H111V63H110V61ZM137 59H135L134 58V61H136ZM200 60V59H199ZM6 61V60H5ZM59 61V60H58ZM70 61V60H69ZM203 61H205V60H203ZM13 62V61H12ZM19 62H20V60H19ZM72 61H70L68 64H70ZM94 62V61H93ZM96 62V61H95ZM98 62V61H97ZM112 62H114V63H112ZM116 62V63H115ZM126 62V63H127ZM138 62V61H137ZM6 63H8V61L6 62ZM16 63V62H15ZM27 64H28V62H26ZM74 63H77V64H74ZM86 62H83L82 64L84 65ZM101 63V62H100ZM125 62H123L122 61V63L121 64H123V66L125 65L126 67H127V65L129 64L130 66H132L130 63V61L127 63V65L126 64H124ZM190 63H192V62H190ZM189 63V64H190ZM2 64V63H1ZM9 64V63H8ZM8 64H7V66H8ZM21 64V63H20ZM65 64V63H64ZM82 64H80L81 65V67L83 66ZM118 65L119 67H122V65ZM193 64H194V62H193ZM10 65V64H9ZM22 65V64H21ZM25 65V64H24ZM59 65H60V63H59ZM66 65V64H65ZM71 65V64H70ZM172 65V64H171ZM171 65H170V67H171ZM10 66H12V65H10ZM39 66V69L41 68V70H39L38 68L37 69H35L36 67H38ZM113 66H111V67H113ZM117 66V67H118ZM129 66V67H130ZM173 66V65H172ZM175 66H176V64H175ZM174 66V68L177 70V68ZM180 66V64L177 66V67H179ZM87 67V68H86ZM117 67H116V69H113L114 70V74L113 75H115L116 73V75H118V70H123V69H117ZM129 67H127V68H129ZM17 68V67H16ZM71 68V69H72ZM84 69H86V72H87V70H90V69H88V66H86V64L84 65V67H83ZM98 69H99V67H97ZM114 68V67H113ZM131 68V67H130ZM128 69V71L130 70L131 71V69ZM173 68V67H172ZM22 69V68H21ZM105 69V70H104ZM104 71H102V69H100L103 73L105 72H108V71H106V67L104 66ZM126 69V68H125ZM208 69V68H207ZM127 70V69H126ZM195 70H196V68H195ZM195 70H193V71H195ZM4 71V70H3ZM13 71V70H12ZM18 71H20V70H18ZM17 71V72H18ZM53 72V76L50 78V80L49 81H47V79H49L48 77H47V75L45 74V73H47V72ZM58 71V73H56ZM71 71L72 70H70L69 69V72H68V74H69V78L71 77ZM74 71V70H73ZM96 71H97V69H96ZM118 71V72H117ZM9 72V71H8ZM51 72V73H52ZM82 72V73H81ZM116 72V73H115ZM132 72V71H131ZM196 72V71H195ZM195 72H193L194 74H195ZM203 72V71H202ZM14 73V72H13ZM89 73V72H88ZM87 73V74H88ZM99 74L101 73L100 71L98 72ZM102 73V74H103ZM121 73V72H120ZM119 73V74H120ZM123 73V72H122ZM5 74V73H4ZM4 74H3V77H4ZM11 74V73H10ZM86 74V73H85ZM102 74H100L101 75V79H106V81H104V83L105 82H109L110 81V77H113L112 75H110V74H112V73H110V74H108L109 76H105V74H103V76H105L106 78H104V77H102ZM49 75H51V74H49ZM66 75V74H65ZM72 75V76H73ZM75 75V76H76ZM122 75V74H121ZM121 75H118V76H120V78H122V80L125 78L126 79V77H124L123 75V77L121 76ZM6 76H7V74H6ZM6 76H5V78H6ZM14 76V75H13ZM22 76V78H23V76H24V74L23 75H21L20 74V77ZM68 76V75H67ZM74 76V77H75ZM2 76H0V78H1ZM2 77V78H3ZM16 77H19L18 76V74H17V76ZM15 77V78H16ZM19 77V78H20ZM83 77H85V76H83ZM88 77H91V75L90 76H87L86 77V79L88 78ZM1 78V79H2ZM14 78V77H13ZM12 78V79H13ZM22 78H20L21 79V81L20 80H18V83L19 82H21L20 84H22L23 82H22ZM33 78V79H32ZM54 78H53V81H54ZM61 78V79H60ZM68 78V77H67ZM80 78H79V80H80ZM107 78H108V80H107ZM115 78V77H114ZM0 79V80H1ZM36 79V80H37ZM89 79H91V78H89ZM93 79H95V78H93ZM192 79V78H191ZM4 78H3V82L2 83H4ZM7 80V79H6ZM9 80H11V78L9 79ZM28 80V81H29ZM85 80V79H84ZM162 80V79H161ZM165 80V79H164ZM164 80H162V81H164ZM171 80V79H170ZM193 80V79H192ZM14 81V80H13ZM27 81V82H28ZM52 81V83L54 84L55 82H53ZM100 81V80H99ZM102 81V80H101ZM162 81H160V83H163V85L162 86H164V85H166L167 84V81L166 82H162ZM173 81H174V78H173ZM173 81L171 80V81H169V83H173ZM175 81H178V80H175ZM174 81V82H175ZM194 81V80H193ZM6 82V81H5ZM15 82V81H14ZM26 82V83H27ZM36 82H40V85L39 84H37ZM48 82V83H47ZM89 82H91V83H89ZM89 82L87 81V83H88V86L90 85V84H92V82H93V80H89ZM123 82H125V83H127V81H124L123 80ZM122 82V84H125V83H123ZM12 83V82H11ZM30 83V82H29ZM29 83H27V84H29ZM34 83H36V85L37 86H33L35 89H32V85L34 84ZM51 83V82H50ZM104 83H103V85H104ZM110 84H111V82H109ZM115 83H117V82H115ZM114 83V84H115ZM164 83H166V84H164ZM176 83V82H175ZM193 83V82H192ZM191 83V84H192ZM14 84V83H13ZM26 84V85H27ZM77 84V83H76ZM96 83H94L93 84V86H98V83L95 85ZM119 84V83H118ZM118 84H115L116 86H118ZM196 84V83H195ZM5 86H6V88H8L7 87V85L6 84H4ZM25 85V86H26ZM39 85V86H38ZM87 85V84H86ZM103 85H100V86H102V87H104ZM106 85V84H105ZM114 85V87H116ZM13 86H15V84L13 85ZM20 86V85H19ZM50 86V85H49ZM51 86H53V85H51ZM54 86H57V85H54ZM107 86H108V84H107ZM161 86V84H159V87ZM167 87H168V85H166ZM191 86V85H190ZM194 86V85H193ZM192 86V87H193ZM3 87V86H2ZM75 87V86H74ZM112 87H113V84H112ZM111 87V88H112ZM165 87V86H164ZM167 87H165V88H167ZM171 87V86H170ZM176 87V86H175ZM196 87V86H195ZM20 88H21V86H20ZM57 88V87H56ZM70 90V92H69V90ZM98 88H101V87H99L98 86ZM97 87L96 88H94L95 90H94V93H95V95H93V96H98L97 98L96 97H94V99L97 101V99H99V98H101V100L103 99V101L105 100V99H109V98H107L108 96H109V94L108 93H106L105 91V94H104V92L103 93H101L100 91L102 90V88H101V90L99 91V89H98ZM105 88V87H104ZM142 88V87H141ZM177 88V87H176ZM180 88V87H179ZM9 89H10V87H9ZM8 89V90H9ZM15 89V88H14ZM13 89V90H14ZM71 89H72V87H71ZM76 89H77V87H76ZM79 89H77V90H79ZM98 89V90H97ZM106 89V88H105ZM104 89V90H105ZM115 89V88H114ZM111 90L113 93H116V92H114L115 90ZM121 89V88H120ZM136 88H131V89H129V90H131V92H132V90L134 91ZM139 89V88H138ZM138 89H136V91H138ZM194 89H196L197 90V88H194ZM2 90V89H1ZM74 90V89H73ZM88 90V89H87ZM123 90H125V91H127L128 89H125V88H123ZM122 90V91H123ZM140 90V89H139ZM180 90H182V89H180ZM195 90V91H196ZM5 91V90H4ZM99 91V92H98ZM108 91H110V90H108ZM136 91H135V93H136ZM159 90H157L156 92H158ZM179 90L177 89V92H178ZM186 91V90H185ZM194 91V90H193ZM1 92V91H0ZM10 92V91H9ZM16 91H14L13 92V94L15 93ZM54 92V93H53ZM100 93L101 94V97H100V94H98V93ZM121 92V91H120ZM120 92H118V94H116L117 96H115L114 94H111V92H110V97H113L112 98V100L113 99H115L116 97H118V98H120V101L122 100V97H124L125 98V96L127 95L126 93V95H124V96H119V95H123V94H120ZM128 92V91H127ZM140 92V91H139ZM155 92V91H154ZM154 92H153V96H154ZM165 92V91H164ZM190 92H192L191 90H190ZM196 92H198V90L196 91ZM1 93V94H2ZM52 93V96H53V98H51L52 96H50L49 94H51ZM61 93V94H60ZM75 93V94H74ZM133 93V95L135 94L134 92H132ZM138 93V92H137ZM152 93V92H151ZM162 93V92H161ZM169 93V95H170V92H168ZM192 93H194V92H192ZM2 94V95H3ZM12 94V93H11ZM11 94H10V96H11ZM55 96H54V95ZM60 94V95H59ZM86 94H87V92H86ZM107 94H108V96H107ZM139 94L140 93H138L137 95L139 96ZM156 94V93H155ZM166 94V95H165ZM165 94H163V96L165 95V97H161L162 96V94H161V98H159V96H158V98L160 99V100H162V98H169V96L167 95V93H165ZM176 94H178V93H176ZM181 94V92H179V94L178 95H180ZM188 94V93H187ZM197 94V95H196ZM3 95V96H4ZM23 97H22V96ZM103 95V96H102ZM113 95V96H112ZM132 95V96H133ZM136 95V94H135ZM157 95V94H156ZM14 96V95H13ZM61 96V97H60ZM79 96V95H78ZM92 96V97H93ZM106 98H105V97ZM172 96V94L170 95V97ZM182 96H183V94H182ZM198 96V93H195V96L194 97H197ZM68 97H69V95H68ZM127 97V96H126ZM135 97V96H134ZM151 97V96H150ZM179 97V96H178ZM184 97V96H183ZM183 97H181V99L183 98ZM194 97H192V98H194ZM213 97V96H212ZM23 100H22V99ZM75 98H79L78 100H76ZM118 98H116L117 100H119ZM129 98H133V97H129L128 96V98L127 99H129ZM136 98H137V96H136ZM157 98V97H156ZM18 99H21L22 101H20V100H18ZM73 99V100H72ZM127 99H125V100H127ZM134 99V98H133ZM152 99V98H151ZM155 99V98H154ZM171 99V98H170ZM172 99H175V98H173L172 97ZM180 99V100H181ZM201 99V98H200ZM72 100V101H71ZM92 100V99H91ZM106 100V101H107ZM137 100L139 101V98H137ZM141 100V99H140ZM177 101H178V103L180 102V100H178V98L176 99ZM176 100L174 101V102H172L171 104H175V106L177 105L176 104ZM187 100V99H186ZM23 101H24V103H23ZM94 101V100H93ZM92 101V102H93ZM151 101V100H150ZM171 101V100H170ZM169 101V99H168V102H170ZM100 101H98V103L97 102H93V103H97V105L98 104H100L99 103ZM102 102V101H101ZM109 101H107L106 102V104L108 103ZM115 102H117L116 100H114V102H113V104H115ZM130 104H132V102L131 101H128ZM128 102H124V104H119V101H118V103L117 104H119L121 107H122V109H124V107H129V106H131L130 104L128 105ZM134 102H135V100H134ZM133 102V103H134ZM158 102H160V101H157V103ZM161 102H163V101H161ZM160 102V103H161ZM167 101H165L164 100V102L163 103H166ZM167 102V103H168ZM184 102V101H183ZM182 101L180 102V103H183ZM186 102V101H185ZM185 102H184V105H185ZM188 102V101H187ZM20 103H23V104H25V106L23 105V106H21L20 105V107L19 106H17V105H19ZM40 103V104H39ZM78 103L80 104H85V107H86V115H87V113L89 112H91L92 114H93V111H95L97 114H96V116H95V114H93L91 117L90 116H88V115H90L89 113H88V115H87V117H90V119L89 118H87V121L85 120V117H86V115L84 114V111H83V108H81L82 106H80V108H81V112H78V111H76V113L78 114L79 113V115H83V117H84V119L82 118V116H80L81 118H82V120H81V118H78V120L76 121V123H77V126L75 127V125H76V123H74V125H71V117H70V113H69V109H71V113H73L74 112V109H73V111H72V108H71V105L72 104H74V106L76 107L77 105H78ZM87 103V104H86ZM103 104L105 103V102H102ZM150 103H152V101L150 102ZM154 103H155V106H156V108L154 107ZM156 103V100L153 102V104L151 105V107L152 108H149V109H152L153 111H156L157 109L159 110V106H160V103H158L157 104ZM30 104H32V105H30ZM39 104V105H38ZM75 104H77V105H75ZM102 104V105H103ZM110 104L112 105V102L110 103L109 102V106H110ZM126 104V105H125ZM136 104L137 103H135V105L134 106H136ZM188 104H189V102H188ZM190 104L192 105V100H191V102H190ZM189 104V105H190ZM195 104V103H194ZM193 104V105H194ZM56 105H59V104H56ZM88 107H87V106ZM116 105V104H115ZM115 105H112V106H114L115 108L116 107H120L119 105L117 106H115ZM125 105V106H124ZM128 105V106H127ZM147 105V107H150V105H148V104H146ZM159 105V106H158ZM73 106V105H72ZM106 106V105H105ZM178 106V105H177ZM180 106V105H179ZM178 106V107H179ZM183 106V105H182ZM121 107H120V109H121ZM132 108H133V106H131ZM146 107V108H147ZM183 107H185V106H183ZM182 107V108H183ZM193 107V106H192ZM74 108V107H73ZM79 108V109H80ZM91 108V107H90ZM108 108V109H107ZM113 108V107H112ZM111 107L109 108V107H106V108H104L105 109V111H104V115H112V112H113V110H112V112H111V114H107L106 113V110H111L112 109ZM143 108V107H142ZM141 108V109H142ZM166 108V107H165ZM196 108H198L197 106H196ZM76 109V108H75ZM97 109V108H96ZM120 109H119V111H117L116 110V112H119L120 113ZM121 109V110H122ZM131 109V108H130ZM137 109V108H136ZM138 109H139V106H138ZM148 109V110H149ZM156 109V110H155ZM162 111H160V112H158L157 114L155 113V112H152L153 113V115L155 114V115H160V113L162 114V112H163V110H165L164 108L162 109V108H160ZM171 109H174V108H167L166 110H168V111H166L165 110V114H163L162 116H166V115H171V114H167V112H169V110H171ZM183 109H185V108H183ZM190 109H192V108H190ZM89 110V111H88ZM99 110H102L101 112L99 111ZM110 110H109V113H110ZM140 110V109H139ZM178 110H180L179 108H178ZM186 110H189L188 108H186ZM132 112H134L133 110H131ZM149 111H151V110H149ZM173 111V110H172ZM194 111V110H193ZM197 111H198V109H197ZM100 112V113H99ZM115 112V113H116ZM127 112V111H126ZM131 112V113H132ZM141 112V111H140ZM157 112V111H156ZM177 112V111H176ZM181 112V111H180ZM187 112V111H186ZM186 112L184 113V111H183V114H186ZM81 113V114H80ZM137 113V112H136ZM144 113V112H143ZM147 113L148 114H151L150 112H148L147 111ZM164 113V112H163ZM194 113H196L195 111H194ZM118 114V113H117ZM116 114V115H117ZM182 113H181V115H183ZM73 115V114H72ZM74 115H75V113H74ZM73 115V116H74ZM79 115H78V117H79ZM103 115V116H104ZM114 115V114H113ZM134 115V114H133ZM177 115V114H176ZM175 115V116H176ZM55 116H58V118H60L59 120L60 121H54V119H55ZM77 115H75V117H76ZM143 116V115H142ZM150 116V115H149ZM172 116V115H171ZM196 116H197V114H196ZM196 116H194V117H196ZM110 117V116H109ZM114 116H112V118H113ZM125 117H127V115L125 116ZM133 117V116H132ZM134 117H136V116H134ZM146 117V116H145ZM57 117H56V119H58ZM94 118H92V119H94ZM98 118H100V117H98ZM154 118H155V116H154ZM178 118H179V116H178ZM183 118V117H182ZM181 118V119H182ZM74 119H77V118H74ZM96 119V121H101V120H99V119H97V118H95ZM94 119V120H95ZM140 119H143V118H141L140 117ZM161 119V118H160ZM192 119H193V117H192ZM69 120V121H68ZM80 120V121H79ZM84 120V121H83ZM118 120V119H117ZM139 120V119H138ZM177 120V119H176ZM78 121L80 122L79 124H78ZM112 121H113V119H112ZM120 121H123V120H120ZM179 121V120H178ZM86 122V123H85ZM108 122V121H107ZM110 122V121H109ZM114 122V121H113ZM113 122H112V124H113ZM115 122H116V120H115ZM114 122V123H115ZM129 122H130V120H129ZM134 122V121H133ZM138 122V121H137ZM168 122V121H167ZM83 123H81V124H83ZM96 123V122H95ZM102 124L104 123V121L103 122H101ZM163 123H165V122H163ZM171 123V122H170ZM183 123V122H182ZM135 123H133V126L135 127V125H134ZM180 124V123H179ZM60 125H63L65 128H64V131L66 130V137H58V138H54L53 136H56L57 134V130H58V128H59V126ZM70 125L71 126H74V130H75V132H73L74 130H73V127L71 128L70 127ZM89 125V124H88ZM97 125V124H96ZM99 125V124H98ZM98 125H97V128H98ZM140 125V124H139ZM139 125H137V126H139ZM151 125V124H150ZM172 125V124H171ZM196 125H197V123H196ZM195 125V126H196ZM87 126V125H86ZM108 126V125H107ZM112 126V125H111ZM110 126V127H111ZM132 126V127H133ZM141 126V125H140ZM189 126V125H188ZM195 126H193V128L195 127ZM77 127H79V128H77ZM85 127V126H84ZM92 127H93V125H92ZM92 127H90L91 128V130H92ZM133 127V128H134ZM197 127V126H196ZM200 127V126H199ZM199 127H197V128H199ZM204 127H206L205 126V124H204ZM90 128H85L86 130V132H85V136H90L89 134H91V131H89L90 130ZM97 128L95 129V128H93V130H96L97 131ZM105 128H107L106 126H105ZM104 128V129H105ZM114 128V127H113ZM122 128V127H121ZM130 128V130H131V127H129ZM132 128V129H133ZM177 128V127H176ZM189 128V127H188ZM61 129V128H60ZM72 129V130H71ZM87 129H89L88 131L90 132V133H88V131H87ZM169 129V128H168ZM99 130V129H98ZM134 130V129H133ZM199 130H200V128H199ZM205 130V129H204ZM63 131V132H64ZM72 131V132H71ZM159 131V130H158ZM98 132V131H97ZM115 132V131H114ZM134 132H136L137 133V131H134ZM191 132H192V129H191ZM196 132V131H195ZM61 134H62V132H60ZM80 133V134H79ZM93 133L94 132H92V135H93ZM101 133V132H100ZM152 133V132H151ZM173 133V132H172ZM175 133V132H174ZM207 133V132H206ZM95 134V133H94ZM105 134H107V133H105ZM113 134H115V133H113ZM121 134H123V133H121ZM121 134L119 135V136H121ZM132 134V133H131ZM160 135H161V133H159ZM163 134H166V131H165V133H163ZM188 134V133H187ZM112 135V134H111ZM124 135V134H123ZM139 135H140V133H139ZM188 135H190V134H188ZM192 135V134H191ZM190 135V136H191ZM211 135H212V133H211ZM62 136V135H61ZM99 136H101V135H99ZM107 136H109V134L107 135ZM106 135H105V139H106V137H107ZM158 136V135H157ZM169 136V135H168ZM162 137V138H160V139H158V138H156V140H155V138H154V140L156 141H153L154 143H156V145L155 146H157L158 145V148H160V146H159V143H158V140L160 141V140H162L163 138H164V140L166 141V143H168V141H170V139H171V137H170V139L168 140V138L169 137ZM171 136V135H170ZM174 136V135H173ZM193 136V135H192ZM196 136V135H195ZM57 137V136H56ZM73 137H74V140H73ZM97 137L98 136H96V140H98L97 139ZM101 137H103V136H101ZM100 137V139H103V138H101ZM112 137V136H111ZM113 137H114V135H113ZM70 138H71V140H70ZM79 138V139H78ZM91 138V137H90ZM93 138V137H92ZM94 138H95V136H94ZM99 138V137H98ZM115 138V137H114ZM123 138V137H122ZM135 138V137H134ZM136 138H138V135H136ZM135 138V139H136ZM148 138V137H147ZM186 138V137H185ZM194 138V137H193ZM107 139H110L109 137L107 138ZM113 139V138H112ZM151 139V137H149V139L148 140H150ZM168 141H167V140ZM172 139H175V136L174 137H172ZM179 139V138H178ZM188 139V138H187ZM191 139V138H190ZM74 141L73 143L75 144L74 145V148H73V150H72V146L70 145V143H72L71 141ZM119 140V139H118ZM131 140H133V138L131 139ZM140 140V139H139ZM148 140H145V141H147L148 142ZM163 140V141H164ZM189 140V139H188ZM102 141V140H101ZM136 141H138V140H136ZM151 141V140H150ZM162 141V142H163ZM164 141V142H165ZM175 141V140H174ZM173 140H171V143L172 142H174ZM108 142V141H107ZM116 142V139H115V141H114V143ZM118 142V141H117ZM119 142H120V140H119ZM152 142V141H151ZM161 142V143H162ZM163 142V143H164ZM191 142H192V140H191ZM197 142V140H195V142H192L193 144L194 143H196ZM73 143H72V145H73ZM109 144H110V142H108ZM114 143H112V144H114ZM122 143H124L123 141H122ZM133 143H134V140H133ZM161 143H160V145H161ZM171 143L169 142V146L167 147V148H165V151H163V152H168L167 150H169L170 148H172L173 146H175V145H173V146H171ZM177 143V142H176ZM180 143V142H179ZM191 143V144H192ZM88 144V143H87ZM89 144H91V143H89ZM93 144V143H92ZM108 144V145H109ZM173 144V143H172ZM192 144V145H193ZM105 145V144H104ZM106 146V147H108L109 148V146ZM154 145V144H153ZM165 145V144H164ZM189 146H191L190 145V142H189V144H188ZM200 145V144H199ZM171 146V147H170ZM195 146L197 147V143L195 144V145H193L192 147H194L195 148ZM95 147V146H94ZM134 147V146H133ZM132 147V148H133ZM141 147V146H140ZM139 147V148H140ZM170 147V148H169ZM98 148V147H97ZM146 148H147V145H146ZM156 148V147H155ZM157 148V150H155L154 152H155V154H158L160 151H161V149H158ZM169 148V149H168ZM177 148V147H176ZM192 149V152L194 151L195 152V149L196 150H198L199 151V153H200V147H198L199 149H197V148H195V149ZM92 149V148H91ZM154 148H151V149H148V150H150V151H152ZM167 149V150H166ZM174 149V148H173ZM172 149V150H173ZM188 149H189V147H188ZM72 150V151H71ZM142 150V149H141ZM143 150H145V149H143ZM142 150V152H144ZM172 150H169V152L170 153H172V152H175L176 150L174 149L173 151ZM100 151H102V150H100ZM109 151H110V149H109ZM108 151V152H109ZM115 151V150H114ZM146 151V150H145ZM183 151V155L185 154L184 153V150H182ZM118 152V151H117ZM141 152V151H140ZM146 152H148V151H146ZM153 152V151H152ZM157 152V153H156ZM181 152V151H180ZM197 152V151H196ZM47 153H49V154H47ZM62 153V154H61ZM95 153V152H94ZM162 153V152H161ZM182 153V152H181ZM73 155H72V157L75 159V153H72ZM115 154V153H114ZM142 154V153H141ZM152 154H154V153H152ZM197 154H198V152H197ZM206 154V153H205ZM48 155V157H45V159H44V156H47ZM83 155H85V154H83ZM82 155V156H83ZM96 155V154H95ZM100 155V154H99ZM112 155V154H111ZM122 155V154H121ZM143 155V154H142ZM172 155V154H171ZM177 155H179V153H177ZM183 155H180V157L181 156H183ZM195 155H196V153H195ZM207 155V154H206ZM153 156V155H152ZM151 156V157H152ZM164 156V155H163ZM166 156V155H165ZM164 156V157H165ZM176 156V155H175ZM80 157V160L82 159L83 161L85 160V159H83V157H85V156H83V157H81V156H79ZM122 157H124V155L122 156ZM143 158H144V155L142 156ZM155 157H157V155L155 156ZM151 158V159H156V158ZM168 157H170V156H168ZM167 157V158H168ZM72 158V159H73ZM93 158V157H92ZM101 158V157H100ZM99 158V159H100ZM109 158V157H108ZM117 158V157H116ZM146 158V157H145ZM177 158V157H176ZM182 158V157H181ZM73 159V160H74ZM76 159H77V157H76ZM95 159V158H94ZM184 159V158H183ZM183 159H180V160H183ZM19 160L21 161V164H22V166H20V162H19ZM78 160V159H77ZM88 160V159H87ZM158 160V159H157ZM157 160H156V162H157ZM160 160H162L161 158H160ZM160 160H159V162H160ZM163 160H164V158H163ZM162 160V161H163ZM170 160V159H169ZM175 160V159H174ZM177 160H178V158H177ZM188 160H189V162H188ZM187 160V162L188 163H190V159H188ZM66 161H67V159H66ZM65 161V162H66ZM69 161V163H71V159L70 160H68ZM67 161V162H68ZM89 161V160H88ZM93 161V160H92ZM185 161V160H184ZM60 162V163H59ZM66 162V163H67ZM74 162V161H73ZM72 162V163H73ZM169 162V161H168ZM175 162H178V165L180 164L181 165V163H179V161H175ZM174 161L172 162V159H171V163H175ZM181 162V161H180ZM183 162V161H182ZM191 162H192V160H191ZM194 162V161H193ZM197 162H198V160H197ZM112 163V162H111ZM163 163V162H162ZM209 163V162H208ZM74 164H76V163H73L72 165L73 166H75ZM162 165V164H161ZM169 165H171V164H169ZM175 165H176V163H175ZM197 165V164H196ZM18 166H20V171H18V175L16 174L17 173V170H18ZM61 166V165H60ZM60 166H58V167H60ZM65 166L66 165H64L63 166V168H65ZM79 166V165H78ZM82 167H83V163H82V165H81ZM85 166V165H84ZM95 166V165H94ZM158 166V165H157ZM71 167V166H70ZM82 167H80V168H82ZM96 167V166H95ZM116 167V166H115ZM136 167V166H135ZM198 167H199V164H198ZM208 167H209V165H208ZM22 168V169H21ZM57 168V167H56ZM92 168V167H91ZM101 168V167H100ZM99 168V169H100ZM185 168V167H184ZM206 168V167H205ZM186 169V168H185ZM193 169V168H192ZM72 170V169H71ZM86 170L88 171V169L86 168ZM106 170V169H105ZM163 170V169H162ZM181 170H183V168H181ZM186 170H188V169H186ZM191 170V169H190ZM189 170V171H190ZM196 170V171H195ZM194 171L195 172H199V170H197V169H195ZM83 171V170H82ZM85 171V170H84ZM99 171V170H98ZM101 171V170H100ZM174 171V170H173ZM178 171L181 173V171H180V169H178ZM177 170L175 171V173L178 175V172ZM72 172H73V170H72ZM77 172V171H76ZM79 172V171H78ZM89 172V171H88ZM188 172V171H187ZM192 173H193V171H191ZM83 173V172H82ZM91 173V172H90ZM109 173V172H108ZM183 173V172H182ZM92 175H93V173H91ZM90 174V175H91ZM164 174V173H163ZM162 174V175H163ZM171 174V173H170ZM190 174V173H189ZM195 174V173H194ZM20 175V176H19ZM60 175V176H59ZM80 175H81V172H80ZM87 175V174H86ZM114 175H115V173H114ZM168 175H169V173H168ZM172 176L174 175V176H176L175 174H171ZM181 175V174H180ZM191 175V174H190ZM199 175H200V173H199ZM204 175H206V174H204ZM17 178H16V177ZM18 176L20 177V178H18ZM82 176V175H81ZM99 176V175H98ZM113 176V175H112ZM160 176H161V174H160ZM173 176V177H174ZM182 176V175H181ZM194 176V175H193ZM196 176V175H195ZM194 176V177H195ZM101 177V176H100ZM152 177H155L154 179H156V174H154V176L152 175ZM164 177V176H163ZM168 177V176H167ZM166 177V178H167ZM173 177H171V179L173 178ZM178 177H179V175H178ZM192 177V176H191ZM193 177V178H194ZM198 177V176H197ZM129 178V177H128ZM145 178V177H144ZM144 178H140V182L142 181L141 179H143V180H145ZM166 178H164V180L166 179ZM175 178V177H174ZM173 178V179H174ZM182 178V177H181ZM193 178H192V180H193ZM82 179H84V178H82ZM87 179V178H86ZM167 179H169L168 181H171L170 180V176L167 178ZM175 179H177V177L175 178ZM184 179H190V178H184ZM206 179V178H205ZM93 181L94 180H97L96 178L94 179V177H93V179H92ZM100 180V179H99ZM120 180V179H119ZM159 180V179H158ZM161 180H162V177H161ZM161 180H159V181H161ZM163 180V181H164ZM178 180V179H177ZM180 180V179H179ZM191 180V181H192ZM86 181V180H85ZM89 181V180H88ZM98 181V180H97ZM115 181H116V179H115ZM146 181V180H145ZM167 181V180H166ZM167 181V182H168ZM172 181H174L175 182V185L176 184H178L179 185V183L181 184V182H183L184 181V183H183V185H185L186 183V181L185 180H183V181H179V183H177L176 182V180H172ZM188 181V180H187ZM190 181V180H189ZM188 181V182H189ZM189 182V184H193L192 182ZM75 182V181H74ZM96 182V181H95ZM98 182H100V181H98ZM119 181H117V183H118ZM138 182V181H137ZM139 182V184H141ZM155 182V181H154ZM162 182V181H161ZM165 182V181H164ZM174 182H173V184H174ZM187 182V183H188ZM86 183V182H85ZM89 182H87V184H88ZM145 183H147V182H145ZM149 183V182H148ZM166 183V182H165ZM194 183H197V182H194ZM94 184V183H93ZM100 184V183H99ZM136 184V183H135ZM161 184V183H160ZM77 185V184H76ZM83 185V184H82ZM119 185V184H118ZM117 185V186H118ZM144 185V184H143ZM146 185V184H145ZM143 186V187H146V186ZM149 185V184H148ZM155 185V184H154ZM163 185H164V183L162 184V187H163ZM172 185V184H171ZM182 185V184H181ZM87 186V185H86ZM90 186H92V185H90L89 184V187ZM114 186V185H113ZM120 186V185H119ZM142 185H140V188H142L141 187ZM150 186H151V184H150ZM166 186H168V185H166ZM165 186V187H166ZM186 187H188V185L186 184L185 185ZM191 186V185H190ZM83 187V186H82ZM88 187V186H87ZM112 187V186H111ZM115 187V186H114ZM197 187V186H196ZM148 188V187H147ZM146 188V189H147ZM153 188V187H152ZM158 188V187H157ZM161 188V187H160ZM160 188H159V190H160ZM189 188V187H188ZM90 189V188H89ZM93 191H90V192H94V189H93V187L91 188ZM113 189V188H112ZM119 189V188H118ZM122 189V188H121ZM139 189V188H138ZM149 189V188H148ZM155 189V188H154ZM163 189V188H162ZM162 189L160 190V191H162ZM167 189H169L168 187H167ZM178 188H176L175 190H177ZM186 189V188H185ZM201 189V188H200ZM86 190V189H85ZM109 190V189H108ZM107 190V191H108ZM140 190V189H139ZM150 190V189H149ZM180 190H181V188H180ZM187 190V189H186ZM206 190V189H205ZM87 191V190H86ZM111 191H113L114 192V190H111ZM115 191H117V190H115ZM121 191V190H120ZM134 191V190H133ZM141 191H143V189L141 190ZM140 191V192H141ZM155 191V190H154ZM158 191V190H157ZM159 191V192H160ZM172 191V190H171ZM184 191V190H183ZM188 191V190H187ZM3 192V193H4ZM81 192V191H80ZM85 192V191H84ZM89 192V191H88ZM89 192V193H90ZM106 192V191H105ZM137 192V191H136ZM146 192V194H147V192H148V190L147 191H145L144 190V193ZM164 192V191H163ZM162 192V193H163ZM178 192V191H177ZM107 193L108 192H106V195H107ZM124 193V192H123ZM134 193V192H133ZM138 193V192H137ZM173 193V192H172ZM172 193H170V194H172ZM185 193H187V192H185ZM184 193V194H185ZM100 194V193H99ZM109 194V193H108ZM121 194V193H120ZM140 194H142V193H140ZM139 194V195H140ZM157 194V193H156ZM169 194V193H168ZM75 195H77V194H74V197H75ZM91 195H92V193H91ZM96 195V194H95ZM101 195V194H100ZM123 195V194H122ZM144 195V194H143ZM142 195V196H143ZM160 195V194H159ZM176 195V194H175ZM182 195V194H181ZM186 195H188V194H186ZM80 195H77V197H79ZM103 196H104V194H103ZM150 196V195H149ZM172 196H174V195H171V197ZM189 196V195H188ZM187 196V197H188ZM100 197H102V196H100ZM107 197V196H106ZM120 197H122L121 195H120ZM169 197V196H168ZM176 198H173V199H176V200H179V197H178V195H176L175 196ZM178 197V198H177ZM182 197V196H181ZM180 197V198H181ZM84 198V197H83ZM86 198V197H85ZM89 197H87V199H88ZM105 198V197H104ZM124 199H125V197H123ZM132 198H136L135 196L134 197H132ZM140 198V197H139ZM139 198H138V201H140L139 200ZM149 198V197H148ZM153 197H151L148 201H149V203L150 202H154V201H156L155 203H160V202H157V200L155 199L154 201H152L151 199H152ZM155 198H157V196L155 197ZM170 198V197H169ZM184 198H185V195L183 196V198H181V200L183 199L184 200ZM99 199V198H98ZM122 199V198H121ZM137 199V198H136ZM72 200H73V198H72ZM84 201H85V199H83ZM93 200V199H92ZM99 200H101V199H99ZM105 200V199H104ZM116 200V199H115ZM151 200V201H150ZM158 200H160V199H158ZM171 200H172V198H171ZM182 200V201H183ZM188 200H190L189 199V197H188ZM180 201V200H179ZM100 201H98L97 203H99ZM103 202V201H102ZM124 202V201H123ZM134 202V204H136V202L137 201H133ZM183 202H185V200L183 201ZM182 202V203H183ZM191 202V201H190ZM93 203V202H92ZM96 203V204H97ZM103 203H105V201L103 202ZM112 203V202H111ZM129 203V202H128ZM142 203V202H141ZM152 203H150L151 205H152ZM171 203V202H170ZM181 203V202H180ZM181 203V204H182ZM187 203H188V201H187ZM110 204V203H109ZM108 204V205H109ZM144 204V203H143ZM165 204V203H164ZM176 204H177V202H176ZM175 204V205H176ZM184 204V203H183ZM105 206H106V204H104ZM113 205V204H112ZM111 205V207H109V208H112V207H114V205L112 206ZM123 205V204H122ZM158 205H161V203L160 204H158ZM166 205V204H165ZM169 206L170 205H172V204H168ZM174 205V206H175ZM197 205H199V204H197ZM202 205V204H201ZM80 206H81V208H82V210L80 211ZM98 206V205H97ZM131 206V205H130ZM133 206H135V207H139V204L137 205H133ZM132 206V207H133ZM144 206V205H143ZM156 206V204L154 205V207ZM94 207V206H93ZM92 207V208H93ZM117 207V206H116ZM124 207V206H123ZM152 207V206H151ZM205 207V209H206V206H204ZM83 208H85V211L87 212V213H84V210H83ZM121 208V207H120ZM120 208H118L119 210H120ZM129 208V207H128ZM143 208H145V207H143ZM156 208H158V207H156ZM155 208V210L154 211H158V209H156ZM159 208H160V206H159ZM102 209V210H103ZM124 209V208H123ZM141 208L139 207V211L137 210V211H135V212H141V210H140ZM154 209V208H153ZM153 209L151 210V209H149V210H151V211H153ZM175 209L176 210H178L179 209V207H178V209L175 207ZM174 209V210H175ZM204 209V208H203ZM90 210V209H89ZM136 210V209H135ZM146 210V209H145ZM145 210H143V212L145 211ZM161 210H163V209H161ZM189 210H191V209H189ZM122 211V209L119 211V212H121ZM160 211V210H159ZM180 211H181V209H180ZM180 211H177V212H180ZM191 211H195L194 209H192ZM206 211V210H205ZM134 212V213H135ZM164 212V211H163ZM163 212H161V214L163 213ZM170 212H172V211H170ZM181 212H183V211H181ZM188 212H190V211H188ZM204 212V211H203ZM90 213V212H89ZM142 213V212H141ZM147 212H144V213H142V216L144 215V214H146ZM154 213V212H153ZM157 213H159V212H155L154 214L156 215ZM186 213V212H185ZM184 213V214H185ZM193 213V212H192ZM205 213V212H204ZM207 213V212H206ZM98 214H100V213H98ZM100 214V215H101ZM103 214V215H104ZM111 214L112 213H110L109 215L111 216ZM139 214V213H138ZM151 214V213H150ZM150 214H149V216H150ZM166 214V213H165ZM164 214V215H165ZM184 214L182 215V216H184ZM203 214V213H202ZM94 215H96L97 216V213L96 214H94ZM125 214L123 213V215L120 213V215H119V218H120V216H124ZM135 215L137 216V214L135 213ZM140 215V214H139ZM148 215V214H147ZM154 215V216H155ZM163 215V214H162ZM192 215V214H191ZM196 215H198L197 213H196ZM195 215V216H196ZM159 216V215H158ZM206 216V215H205ZM157 217V216H156ZM163 217V216H162ZM162 217H160V218H162ZM165 217V216H164ZM178 217H179V215H178ZM189 217V216H188ZM89 218H90V216H89ZM103 218V219H102ZM113 218V217H112ZM124 218H125V216H124ZM130 218V217H129ZM128 218V219H129ZM140 218H142L143 219V217H140ZM152 218V217H151ZM185 218V217H184ZM200 218H201V216H200ZM199 218V219H200ZM204 218H206V217H204ZM88 219V218H87ZM91 219V218H90ZM95 219V218H94ZM99 219H100V217H99ZM122 219V218H121ZM120 219V220H121ZM127 219V218H126ZM148 219V218H147ZM173 219V218H172ZM190 219H192V218H190ZM190 219H187L188 221H190ZM89 220V219H88ZM92 220H93V218L91 219V222H92ZM114 220H115V218H114ZM134 220V219H133ZM137 220V219H136ZM141 220V219H140ZM157 220V219H156ZM164 220V219H163ZM179 220L181 221V219H180V217H179ZM178 220V221H179ZM200 220H202V219H200ZM204 220V219H203ZM99 221V220H98ZM117 221L119 222V220L117 219ZM123 221V220H122ZM147 222V221H149V220H146L145 219V215H144V222ZM152 221V220H151ZM158 221V220H157ZM183 221H185V219L183 220ZM192 221H193V219H192ZM196 221H197V219H196ZM205 221H207L206 219H205ZM89 222H90V220H89ZM123 222H125V221H123ZM122 222V223H123ZM141 222H143V221H141ZM143 222V223H144ZM145 222V223H146ZM155 222V221H154ZM169 222H171V221H169ZM175 222V221H174ZM173 222V223H174ZM122 223H119L120 225L122 224ZM136 223H138V222H136ZM157 223L159 224V222H155V225H157ZM198 223V222H197ZM196 223V224H197ZM91 224H93V222L91 223ZM112 224V225H111ZM118 224V223H117ZM118 224V225H119ZM125 224V223H124ZM127 224L128 223H126V226H127ZM140 224V226H141V223H138V225ZM168 224V223H167ZM169 224H171V225H168V226H170L171 228H172V223H169ZM181 224V223H180ZM112 226V232H110L111 231V226ZM132 225V226H131ZM162 225H164V223H162L161 224V226ZM177 225V224H176ZM198 225V224H197ZM197 225H196V228H197ZM91 226H93V225H91ZM104 226V225H103ZM102 226V227H103ZM126 226L124 225V227L126 228ZM146 226V225H145ZM154 226V225H153ZM158 226V225H157ZM177 226H179V224L177 225ZM138 227V226H137ZM142 227V226H141ZM140 227V228H141ZM147 227V226H146ZM159 227V226H158ZM94 226H93V231H94ZM114 228H116V229H120V230H122V234L120 233V230H119V235H122L123 236V234H125V235H127V234H132L133 235V237H135V239H133L132 238V236H131V238L133 239V241L135 240L136 241V239H137V241L134 243V244H132V245H134L133 247H132V245H130V243H129V245H125V246H123L125 243H123L122 241H126V240H124V238H122V237H116V229H114ZM148 228V227H147ZM165 228V227H164ZM170 228V233L172 234V232L174 231L173 229H171ZM173 228H174V226H173ZM179 228V227H178ZM178 228H177V230L176 231H178ZM186 228H189V227H187L186 226ZM127 229H128V227H127ZM134 229V228H133ZM152 229V228H151ZM192 229H194L193 231H195V226L192 228ZM200 229V228H199ZM159 230L161 231V230H164V229H160V227H159ZM171 230H173L172 232H171ZM180 230H182V229H180ZM186 230H188V229H186ZM185 230V231H186ZM198 230V229H197ZM196 230V231H197ZM207 230V229H206ZM211 230V229H210ZM213 230V229H212ZM98 231V230H97ZM96 231V232H97ZM106 231V232H105ZM132 231V232H131ZM166 231H167V228H166ZM165 230L164 231H162V232H166ZM183 231V230H182ZM185 231L183 232V235H180V236H182L183 238L187 235H185L184 233H185ZM208 231V230H207ZM95 232V231H94ZM118 232V231H117ZM135 232H137V231H135ZM155 233H156V231H154ZM153 232V233H154ZM175 232V231H174ZM180 232L181 231H178L177 233L175 232V234H177V235H175V234H173V235H171L170 237H169V232H166V233H168L169 235H168V237L169 238H171L172 239V237H174V238H176L179 234H180ZM216 232H217V230H216ZM97 233H99V232H97ZM102 233V234H103ZM127 233V234H126ZM137 233H139V232H137ZM158 233V232H157ZM198 233H199V231H198ZM205 233H207L206 231H205ZM211 233V231H209L208 232V236H209V234ZM100 234V233H99ZM99 234H96L95 235V238H96V236H98ZM102 234H100V236H102ZM118 234H117V236H118ZM158 234H160L161 235V233L159 232ZM153 235V234H152ZM206 235V234H205ZM207 235L206 236H204V238H206L207 237ZM214 235L215 236H218V235H216L215 233H214ZM214 235H213V237H211V238H216V237H214ZM179 236V238H181ZM210 236H212V234H210ZM209 236V237H210ZM146 237V236H145ZM167 237V238H168ZM209 237H207L208 239H209ZM228 237V236H227ZM98 238H99V236H98ZM119 238H122V239H119ZM146 238H148V236L146 237ZM150 238H151V235H150ZM166 238V235H165V239H167ZM174 238H173V240H170L171 242H170V245L168 244V246L170 247V246H172V244L174 245V243L177 245L175 248L177 249V247H181V246H179L180 244H182L181 242V240H179V238H178V241H180V242H177V239L175 240L176 242H174ZM182 238V240H186V239H183ZM185 238H187V237H185ZM223 238H224V235H223V237H221V239H222V241H223ZM152 239V238H151ZM162 238L160 237V240H161ZM226 239V238H225ZM95 240V239H94ZM120 240V241H119ZM122 240V241H121ZM131 240V239H130ZM139 240V241H138ZM159 240V241H160ZM212 240V239H211ZM219 239H217V242H216V240H215V243L213 244L214 246H215V244L217 243H219L220 244V242L218 241ZM154 241V240H153ZM162 241H164L163 239L161 240V242ZM169 240H167L165 243L167 244V242H168ZM209 241H210V239H209ZM221 241V242H222ZM126 242H128V241H126ZM152 241H149V244L151 243ZM156 242V241H155ZM174 242V243H173ZM189 242H190V240H189ZM165 243H163V245H162V247H166V246H164V245H166ZM179 245H178V244ZM183 243H186L185 241L183 242ZM204 243H206V244H211V242H208L207 243V241H204ZM153 244H154V242H153ZM162 244V243H161ZM160 243H159V247H155V246H153V247H155V249L156 250H158L161 246ZM208 244V245H209ZM216 244V245H217ZM224 244V243H223ZM155 245V244H154ZM156 245H157V243H156ZM183 245V250H189L190 248V246H192V245H190L189 246V244L187 245V243L185 244V248L186 249H184V244H182ZM212 245V244H211ZM211 245L209 246V247H211ZM222 245V244H221ZM120 246H121V248H122V251L124 250V253L126 254V255H120L121 253H123V252H121L120 254H117L116 253V249L117 248H120ZM149 246V245H148ZM186 246H188V247H186ZM202 246V245H201ZM223 246V245H222ZM242 246V245H241ZM150 247V246H149ZM161 247V248H162ZM169 247H166V248H168V250H169ZM193 247V246H192ZM223 247H225V244H224V246ZM140 248V249H139ZM182 248V247H181ZM188 248V249H187ZM195 248V247H194ZM205 250H204V249ZM173 249L174 248H172V251H173ZM201 249V248H200ZM209 249V248H208ZM213 249H214V247H213ZM126 250V251H125ZM147 250V251H146ZM150 250H152V247H151V249ZM156 250H155V252H156ZM167 250V249H166ZM175 250V249H174ZM182 250V251H183ZM206 251V245L204 244L203 245V247H202V250L201 251ZM212 250V249H211ZM136 251V252H137ZM140 251V253H142ZM152 251H154V250H152ZM170 251V253H171V250H169ZM181 251V252H182ZM194 251H196V250H194ZM203 251V252H204ZM213 251H215V249L213 250ZM223 251V250H222ZM225 251V250H224ZM149 252H151V251H149ZM168 252V251H167ZM186 251H183V253L181 254V255H185L186 253H185ZM191 252H192V249H191ZM198 252H199V250H198ZM197 252V253H198ZM139 253V252H138ZM139 253V254H140ZM169 252H168V254H170ZM222 254H223V256H224V252H221ZM220 253V254H221ZM91 254H93L92 256H94L93 258H95L94 260V263H90V262H88L87 260L85 261V259L87 258V255H91ZM133 254H135V251H134V253ZM152 254V253H151ZM162 254H163V252H162ZM208 254V253H207ZM214 254V253H213ZM221 254V255H222ZM142 255H143V253H142ZM154 255H156L155 253H154ZM154 255H151V256H153L155 259H157L156 257H158V255H160V258L163 256V255H161V254H158L156 257L154 256ZM167 255V254H166ZM178 256V257H174L175 259L177 258V260L179 259V253L177 254V252H176V254H175V256ZM186 255H188V254H186ZM200 256H202L201 254H199ZM145 256V257H144ZM142 258H143V261H145V263L147 264V260H151V261H153V262H151L152 264H154V260L152 259V257H151V259H148V257H146V254L144 255ZM169 256V255H168ZM194 256V255H193ZM192 256V257H193ZM197 256V255H196ZM223 256H219V257H223ZM226 254H225V257L224 258H226ZM134 257V256H133ZM139 257V256H138ZM163 257H165V255L163 256ZM181 257H183V256H181ZM186 257V256H185ZM207 257H210V256H208L207 255ZM212 257V256H211ZM210 257V258H211ZM233 257V256H232ZM92 258V257H91ZM140 258V257H139ZM138 258V259H139ZM145 258H147V260H145ZM150 258V257H149ZM168 258V257H167ZM170 259L172 258V257H169ZM168 258V262H167V264H170L169 262V259ZM200 258H203V257H200ZM215 258H217V260H218V256H216ZM237 260L236 261H238V259H240V260H242V262L245 260V258H244V260L243 259H241V257L239 258V255L237 256V257H235ZM134 259V258H133ZM132 259V260H133ZM137 259V258H136ZM135 259V260H136ZM141 259V258H140ZM162 259V258H161ZM160 259V260H161ZM181 259V258H180ZM179 259V260H180ZM192 259V258H191ZM203 259H205V261L204 260H202L203 261V264H205V262H206V259L207 258H203ZM226 259H228L229 260V258H226ZM226 259H224L225 260V263H223V264H226V262L228 263L229 261H226ZM157 260H159V258L157 259ZM156 260V261H157ZM176 260V261H177ZM179 260L177 261L178 263H179ZM193 260V259H192ZM209 261H212L213 260V262L212 263H214V261L217 263V261H216V259H214V257H212L211 259H208ZM208 260H207V263H208ZM240 260L238 261V262H240ZM148 261V262H149ZM162 262H160V261H158L160 264H162L163 263V261L164 260H161ZM176 261H174V259H173V262H176ZM182 261V260H181ZM196 261V260H195ZM195 261H192L193 263L195 262ZM248 261V260H247ZM251 261V260H250ZM134 262H136V261H134ZM138 262H139V260H138ZM158 262H156L157 264H158ZM199 262V261H198ZM234 262V261H233ZM131 263V262H130ZM142 263V259H141V261H140V264ZM144 263V264H145ZM150 262H149V264H151ZM155 263V264H156ZM165 263V262H164ZM163 263V264H164ZM206 263V264H207ZM132 264V263H131ZM134 264V263H133ZM136 264H139V263H136ZM166 264V263H165ZM173 264H177V263H173ZM209 264V263H208ZM218 264H220L219 262H218ZM230 264V263H229ZM235 264H237L236 262H235Z\"/></svg>","mask_w":264,"mask_h":264}]
</instances>
